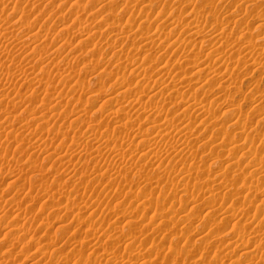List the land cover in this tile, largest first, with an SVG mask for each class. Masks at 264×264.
I'll return each instance as SVG.
<instances>
[{"label": "rangeland", "instance_id": "374dc122", "mask_svg": "<svg viewBox=\"0 0 264 264\" xmlns=\"http://www.w3.org/2000/svg\"><path fill=\"white\" fill-rule=\"evenodd\" d=\"M109 1H111V3H110L111 5L113 4L112 6L109 4ZM125 1L130 2L128 4V5H131L130 8H128L129 7L128 5L127 6L125 5ZM152 1H154V4L155 3L157 4L155 7L153 6ZM152 1L147 0V2H144L143 0H136V1L135 0H131V1L130 0H100V1L99 0H96V1L95 0H0V4L4 3V5L6 6V12L3 13L4 15L2 13L0 14L1 19L5 20V21H9V22L17 21L18 23L19 22L21 23V24L19 23L21 28H19L18 31H15L13 33V35L14 36L16 35V36L14 37L12 34H9L7 37L12 35L11 36L12 39L15 38L17 40V42H19L21 40L20 41L21 45H23L22 49H19V48L15 49L14 47H11L12 45L10 47H8V45H10V44H8L9 42L4 41L3 42L4 45H6L5 44L6 42L8 45L6 47L3 45L2 49L4 51H2V49L0 50V54H1L0 55V65H2L0 68V83H2V84H0V86L3 85L4 83H6L8 80H11V82L15 83V86L12 87L10 90L11 92L9 91L10 96L9 95L7 96V100H5L6 98L1 96L2 93H0V96L2 97V98L0 97V109L2 110V108H3V110L0 112V115H1L0 119H1V121L7 119L14 124L15 123L18 124L20 122L23 123L24 121L27 120L26 122H24V123H26L25 125L31 126L33 124L32 122L35 120L38 121V119L41 116L42 117L40 118V121H42V120L44 121L47 118V120L44 121L45 122L44 124H46L47 126L49 125L50 127L48 126L47 127L48 129H47L46 125H44L45 126L44 130L47 129L45 131H47L48 134L46 132H44L42 134V132L44 130H43V128H40V127H42L43 121L42 122L38 121L37 122L38 124L36 122H34V125H32V127L34 126L33 127L34 133L38 132L39 129L43 130V131L41 130L42 132L39 130V133L34 134V137H32V136L28 137V135L27 136L25 135L27 133L21 134L22 132L20 133V131H17V133H18V135H20V134L22 136L24 135V137H26V138L31 139V137H32V138H34V140H36V138L38 137L37 139H40V141H44V142L47 138L46 141L48 142V144L51 143L49 145H51V147H53L52 148L53 150L50 147L51 151L48 152L47 155H45V153H43V152L37 153L35 151V148L33 147L35 145L32 143L26 144V142L23 141L24 137H22L20 135V138L18 140V135H16L17 136V139H16V136L13 135L12 133H10L8 130H7L8 131L7 132V131H5L6 129L2 130L3 127L0 128V132L2 135L4 134V131L7 132L4 134V136H2L0 134V136H1L0 137V201H1L0 202V264H40V263H42V264H56L55 261H57V264H74V263L75 264H105V263L106 264H120V262H118L117 260H116V262L113 261V259H115L117 257H119V258L121 257L120 259L125 258L126 260L129 257V258H132V260L134 259L133 261H137L138 264H147L149 262V260L150 261L152 260V261L149 262L148 264H152V263L153 264H166V263L167 264H224V263L225 264H235V261H236V264H238V262H239V264H243V263L244 264H246V263L251 264V262H252V264H259L261 261H262L261 263L263 264L264 255L262 256V258L257 257L258 259L257 258L254 259L255 258L254 257V258H252V260L248 259L249 260L248 261L247 258L244 256L243 251L238 249L237 244L242 243L245 245L246 242H244V241H247L250 243H252V242L256 243L257 239L256 240L251 239V237L254 236V232L256 230V229L255 230H253V229L259 227L261 224H264V222H262V221H264V215L259 216L256 220H253L254 214H255V212H254L255 203L259 202L264 197V191H263L264 188H262V187H264V174L261 172L258 174L257 169L255 168L256 165H254V164L257 161V155H255L253 157L254 154L248 153L251 150L255 151V148H256V150H259L262 152V154H260V156H264V150H263L264 149L263 148L264 147V138H262V137H264V135H263L264 134V121H263L264 120V100L261 99L264 97V59L260 60V58L264 56V49H263L264 48L263 47L264 46V39H261L264 37V0H247L246 5H245V6H247V7H245L246 11H244L245 8L243 6H241V4L239 5L237 3V1L240 2L242 0H237V1L236 0H212V1L209 0L210 4L207 1V3L209 4L207 6L208 8L205 6V4H203V5L200 4V2H202L201 0H192V1L188 0L189 2L187 0H181V1L178 0V2H174V1H171V3L168 2L169 4L167 2L165 3V0H160L158 2H157V0H152ZM99 2H101V3H99ZM137 2H140V3H137ZM102 3H104V4H102ZM175 3H177L178 6ZM185 3H188V4L185 5ZM207 3H206V5H207ZM136 4H138V6ZM148 4H150V5H148ZM158 4H160V5H158ZM179 4H181V5L179 6ZM189 4H190L191 9L188 8ZM247 4H249V5H247ZM106 5H110L111 7L109 8V6H106ZM191 5H193V6H191ZM212 5L214 8L212 7ZM92 6H93V8H92ZM94 7L96 9H94ZM174 7H176V8H174ZM186 7H187L188 11L187 10L183 11L186 9ZM192 7H194V8L196 7V9H194ZM202 7H204V8H202ZM252 7H253V9H251ZM111 8L113 9L114 12L112 11ZM92 9L97 13V16ZM110 9H111V11H110ZM165 9H167V10H165ZM176 9H178V10H176ZM193 9L195 10V12L199 10L200 13H202V14L198 13L199 15H197V12L195 14ZM201 9H203V11H201ZM214 9H215V11H214ZM97 10H99V11H97ZM211 10H213V11H211ZM90 11L93 12V14L90 13ZM163 11H165V12L163 13ZM242 11H243V13H242ZM210 12H211V14H210ZM80 13H82V14L80 15ZM161 13H162V15H160ZM168 13L170 16L168 15ZM171 13H172V15H171ZM184 13L187 15V17H186V15H184ZM189 13L197 16L196 17L197 19L196 18H194V19L203 22L202 24L206 29L204 28L205 30L202 33L195 34V33L189 31V29L191 30V26L187 25L190 22V19L188 17ZM191 14H189V15H191ZM92 15H95L96 18ZM177 15H179L178 16L179 18L176 17ZM200 15H202V16H201V18L198 19V17H200ZM219 15H221L223 18L218 17ZM227 15H228L229 19H227L228 18ZM242 15L245 17H243ZM254 15L256 16L255 18L253 17ZM8 16H10V17L12 16L13 18L12 17L10 18ZM230 16H231V18H230ZM7 17L9 18V20L7 19ZM166 17L168 19H165ZM212 17L214 20L212 19ZM62 18H66V20L62 19ZM67 18L69 21L67 20ZM86 18H87V20H86ZM174 18H176L177 20L178 19L181 20V23L179 20L177 21V23L179 22L177 24L178 26L176 25V22H175L176 20H174ZM185 18H188V19H185ZM204 18H206V20H203ZM18 19H19V21H18ZM79 19L81 21H79ZM126 19L127 20L129 19L130 21L129 20L127 21ZM158 19H159V21H158ZM172 19L174 20V23L172 22L173 21ZM221 19H223V20H221ZM230 19L233 23H231ZM232 19L235 20V23H234V20H232ZM218 20H221V21L219 22ZM227 20L230 21L229 25L227 24L228 23ZM240 20L241 21L244 20L243 25L246 24L245 27L247 29V32H246V29H243V31H242L241 25H240ZM125 21L130 23V26H132V27H134V25H136L135 28L130 27L129 24ZM154 21H156V22H154ZM161 21L162 22L166 21V22L162 24ZM169 21H171V22H169ZM222 21H223V23H222ZM63 22H64V24H63ZM78 22H80L84 28H82L81 24H79ZM114 22L115 23L117 22L116 23L117 25ZM131 22L135 23V24L132 25ZM137 22H138V24H137ZM212 22H213V24H212ZM67 23H69V24H67ZM76 23H78V24H76ZM112 23H114V25ZM121 23H122V25H121ZM166 23H168V24L165 25ZM218 23H220V24H218ZM74 24H76L78 26H76ZM148 24H150V25H148ZM161 24L163 26H167V27H165V29H164ZM259 24H262L263 26L262 25L260 26ZM36 25H37V27H36ZM66 25H67V27H65ZM118 25H120V26L118 27ZM145 25H147V26H145ZM221 25L223 28L224 27L225 28L224 29L221 28ZM74 26H75V30H74ZM123 26H124V30L120 31V29H118V28L122 29ZM128 26L130 27V29H128L129 28ZM171 26H173L172 27L173 30H172ZM136 27H138V29ZM155 27H157V28L153 29ZM158 27L160 30L158 29ZM187 27H190V28L188 29ZM257 27H260V28H257ZM24 28H26V29L28 28L27 31H23L22 29H24ZM76 28L78 29V31L80 33L77 31ZM116 28H117V30H116ZM125 28H127V29H125ZM131 28H132L133 33L131 32ZM239 28L241 30H238ZM251 28H253L254 30H251ZM151 29H153V30H151ZM221 29H223V30H221ZM61 30H62V32H61ZM67 30L71 31V33L70 32L68 33ZM92 30H93V32H92ZM99 30H100V32H99ZM155 30H157V32ZM216 30H218V31H216ZM146 31L149 35L146 33ZM219 31H222V32H219ZM82 32H84V33H82ZM174 32H175V35H174ZM244 32H246V33H244ZM26 33H30V34L28 35ZM65 33L67 35H70V36L67 37V35ZM135 33L137 34V39L135 37L136 36ZM143 33L145 34V36ZM150 33H152V34H150ZM162 33H163V35H161ZM217 33H219V35ZM228 33L230 34V36ZM88 34H92V35L88 36ZM121 34H122V37H121ZM166 34L171 35V36H168L169 38H171L172 36L175 38V39H173V38L171 39V40H173L172 42L177 41L175 43L176 45L173 46L172 48H170L171 51H169L170 49L168 48L170 42L165 43V40H164ZM213 34H216L219 37L221 36L220 40L218 39V36H216V35L214 36ZM233 34L237 35V37H235V35H233ZM245 34L246 35L250 34V35H247L248 36L247 37V36H245ZM23 35L25 37H23ZM124 35L129 37V38H127V37L125 38ZM132 35L135 38V40H134V38L132 39ZM150 35H151V38L149 37ZM239 35H241V36H239ZM123 36L126 39V41L124 40ZM238 36L240 37V39ZM19 37H22V38H19ZM40 37H42V38L40 39ZM65 37L67 38V41H66ZM86 37H88L87 39L89 41H90L89 38H91L92 39L91 42H93V44L91 42H89L87 39H85ZM153 37H155V38L153 39ZM214 37H217V41L219 40L218 42L219 43L221 42V43L219 44L218 42H215L216 39H214ZM244 37H247V38L245 39ZM62 38H65V39H62ZM70 38H71V40H70ZM147 38L151 39L148 41L152 42V40H153V43L157 44L159 42L157 45L155 44L156 46L154 45V47H153L154 51L152 50L151 52H147L145 45H144L145 44L144 41ZM156 38H157V42H155ZM169 38H168V40H169ZM224 38H226V40ZM250 38H251V40H250ZM80 39H82L83 41H86V40L87 41H86V43L84 42V44H82L81 43L82 40L80 41ZM120 39H121V41H120ZM130 39H132V40H130ZM178 39H180L181 41L180 40L178 41ZM186 39H187V41L189 39H191V40H189L190 42L189 41L187 42ZM211 39H213V40H211ZM230 39H232L233 41H231ZM68 40H70L71 43ZM142 40H144V41H142ZM194 40L196 41L197 44L192 42ZM228 40L231 43L233 42V46L231 44L228 45ZM248 40H249V42L250 41L251 42L248 43ZM9 41H11V40H9ZM27 41H28V43H27ZM43 41H44V44H43ZM132 41L134 43L130 44V42H132ZM183 41H186V42H183ZM212 41H214L213 44H212ZM253 41H254L255 45L252 44ZM66 42H67L68 46L65 45ZM200 42H201V44H200ZM60 43L61 44L63 43V44L60 45ZM141 43H143V44H141ZM161 43H163V44H161ZM186 43H188V44L191 43L192 46H191V44L188 45ZM208 43H209V45L210 44L211 45L210 46L207 45ZM246 43H248V46ZM134 44L137 47H135ZM160 44L164 47L162 48V46ZM28 45L30 46L31 49L29 48ZM84 45H85V47H84ZM95 45H98V47H100V48L96 49ZM107 45H109V46H107ZM197 45H198V47H197ZM212 45L216 46V48H218V49H221L220 50L221 52L219 51V52L214 53L211 50V49H215L212 47ZM223 45H224V47H223ZM225 45H227L228 47H225ZM241 45H243L245 47H243ZM50 46L54 48V49L52 48V50L56 51L55 53H54V51L51 50ZM229 46L231 47V49L233 48L232 49L233 52H232V50L230 51L231 53L228 52V50H230ZM240 46H241V48H240ZM41 47H44V49H41ZM46 47L51 50V51H49V53L53 52L52 54H55V56H58V57H53L54 55H51V56L46 55V57L43 56V59L40 61L39 64H37L38 66L33 65L34 62L32 60H30L31 56L29 55L30 54L29 52L31 51V53L34 55H39V54L43 53V51H44V53H46V50H45V49H47ZM66 47H68L69 49ZM219 47H221V48H219ZM248 47H252V48L246 49ZM259 47H263V48L260 50ZM10 48H11V50H10ZM12 48L15 50H13ZM38 48L40 51H38ZM138 48L139 49L142 48V49L139 50ZM164 48H165V51L163 53L162 51ZM193 48H194V50H193ZM222 48H223V50H222ZM224 48H225L224 53H226L225 55L223 54ZM239 48H240V50H239ZM33 49H36V50H33ZM48 49H47V51H48ZM143 49H145L146 52ZM251 49H252V51H251ZM26 50L28 53L26 52ZM58 50L60 52H57ZM132 50H134L135 53ZM253 50L257 51L258 53L253 52ZM82 51H84V52H82ZM119 51H121V52H119ZM197 51H199V53ZM209 51H210V53H209ZM235 51L240 53V54L242 53L243 56H242V54L240 55L237 53V55H236L237 57H235L233 54V53L236 54ZM243 51L245 54L243 53ZM261 51H263V52H261ZM11 52L14 53V55ZM37 52H39V54ZM98 52H100V53H98ZM138 52H139V54H138ZM57 53H61L60 56ZM62 53L64 54V56H62ZM118 53H119V55H118ZM130 53H131V55H130ZM140 53L142 54L141 55L142 58H145V56H147V53H149L148 59L150 58L152 60V63L150 62V63L146 64V71H147V74H150V76H149L150 80H148L147 77H145V80H144V77H143V79L141 77L142 80H139L140 70H137L138 71L137 74L139 73L138 75L135 72L136 76H138L139 78L134 76V74L132 73V69L134 68V63L132 61L133 60L137 61V58L141 57V56L139 57ZM249 53H250L251 57L249 56ZM260 53H261V55H260ZM116 54H117V56H116ZM204 54H206V55H204ZM211 54H213V55L211 56ZM123 55H124V57H122ZM216 55L218 57H216ZM258 55H259V58H257ZM20 56H21V58H20ZM23 56H26V57L23 58ZM134 56H136V58L133 59L132 57H134ZM253 56H255V58H252ZM48 57L50 60L48 59ZM66 57H67V59H66ZM118 57H120L122 60H120ZM238 57L241 58L242 60L239 59ZM242 57H244V58H242ZM53 58H55V59L58 58L57 60L61 61L62 65L58 67L57 64L59 63V61H57ZM60 58H62V60H60ZM184 58H185V60H184ZM186 58H188V59H186ZM245 58H247L248 60L249 59L251 60V58H252V60L248 61L246 59V61H245V60H243ZM27 59H29V60H27ZM96 59H98V61ZM146 59H147V57H146ZM150 59L147 61H150ZM220 59H222V61ZM19 60H21V61H19ZM37 60H40L39 57L37 58ZM63 60H65V61H63ZM130 60L133 64L130 62ZM258 60L261 62L260 63L258 62L259 66H257V65L255 66V64H258V63H255V61L257 62ZM55 61L57 64L55 63ZM99 61H100V63H99ZM123 61H125V62H123ZM173 61H175V62H173ZM189 61H192V63L194 62L196 67L193 66L194 64L191 65L189 63ZM13 62H14V64H13ZM29 62L30 63L32 62L31 64L35 67H38V69H36L34 67L36 70L34 68H32V74H31V71H30L31 69H30L29 70L30 75L25 74L26 75L25 76L23 74L22 77L19 78L20 77L19 71L22 72L23 69L28 68L29 66L27 63H29ZM68 62H69V64H67ZM30 63H29V65H31ZM130 63L132 64V66ZM145 63L146 62L144 61V66H145ZM223 63L225 64V66H222ZM252 64H254V65H252ZM5 65H6V67H5ZM148 65H150V67ZM40 66H42V67L39 68ZM87 66H89V67L87 68ZM91 66L92 67L95 66V67H93L95 69H93ZM163 66H165L164 67L165 72H164V69H162ZM23 67H25V68H23ZM96 67L99 70L96 69ZM154 67H156V68L153 71ZM192 67H194V68L192 69ZM201 67H202V69H201ZM70 68H73V69H70ZM147 68H148V70H147ZM166 68H167V70H166ZM183 68H185V69H183ZM18 69H20V70H18ZM113 70L115 72H117V71L121 72L122 71L125 74L124 77L125 76H126L125 78L128 77L127 79H125L123 77V79H125L124 84L127 87L125 86L122 90L116 88V86H118V85L121 86L119 84V82L122 80L120 79V81L118 82V80L115 78L111 79V75L113 74L112 72H114ZM179 70L180 71L185 70L184 71L185 73L188 70L193 71V72L198 70L199 76L196 75V76H193L190 78L189 77L190 75L186 76V74H184L186 76L185 78L189 77V78H187V81H190L192 79V81L190 82V85L189 84L186 85L187 82L180 84L179 81L175 82V80L173 82L171 80L172 84L170 83V80H168L166 84L164 83L165 80L163 82L161 80L159 81L158 77L161 75V73H162L161 71H163L162 74L167 73V74L172 76V74L176 73ZM14 72L17 73L18 75L12 74ZM65 72H67V73H65ZM169 72H171L172 74ZM158 73L160 74L159 76H158ZM209 73H211V74H209ZM213 74H215V77ZM9 75L11 76L12 79L10 78ZM155 76H156V79H155ZM151 77H153V78H151ZM23 78H24V80H23ZM5 79L6 80L8 79V80L6 81ZM18 79H19V81H18ZM21 79H22V81H21ZM32 79H33V81H32ZM136 79L139 80L140 82H142L141 86L144 84L143 86H145V87L142 86L143 87L142 88L140 85H139L140 87L139 86L137 87L136 83H134V82H136ZM193 79H195V80L198 79V80L193 81ZM13 80H15V81H13ZM125 81H127V82H125ZM197 81H198V84L196 87ZM199 81H200V83H199ZM38 82L40 84H38ZM81 82H83V83H81ZM35 83H37V84H35ZM79 84H80L81 88H80ZM55 85L57 87V90H56L57 92L52 91V88H53L52 86L55 87ZM204 86L206 88H204ZM17 87H19L20 89L19 88L17 89ZM168 87L169 88L172 87V88L169 89ZM191 87H193L192 91L190 89ZM198 87H200V88L198 89ZM221 87H222V89H221ZM77 88L78 89L80 88V89L78 90ZM195 88H197V89H195ZM201 88H203L204 91ZM139 89L143 92H141ZM0 90H1V88H0ZM123 90L126 91V93L125 94H121V93L119 94V91L123 92ZM138 90H139V93H138ZM193 90H194V93H193ZM98 91L100 92L99 94H98ZM61 93L64 94V96ZM17 94H20L19 100L15 99L18 96ZM28 94H30V95H28ZM54 94H55V96H54ZM58 94H59V96H57ZM158 94H159V96H158ZM60 95H62L63 97ZM98 95L99 96L102 95V96L99 97L98 99H96L98 97ZM122 95H123V97H122ZM13 96H14V98H13ZM32 96H33V99H32ZM56 96H57V98H54ZM119 96H120V98H119ZM11 97H12V100L14 99V102H11L12 101ZM28 97L32 100L27 101V102L21 101V100H25ZM117 97H118V99L116 100L115 98H117ZM128 97H130V98H128ZM154 97L155 98L157 97V98L155 99ZM177 97H178V99H177ZM181 97H182V99H181ZM183 97H185V99ZM213 98H215V99H213ZM191 99H193V100H191ZM36 100H37V102H36ZM47 100H48V102H47ZM62 100H65V101H62ZM79 100H81V101H79ZM94 100H96V102H94ZM131 100H132V102H129ZM119 101L122 102V104L125 102L126 103H125V105H122V104H120ZM134 101H136L137 103L138 102L140 103V104L138 103L139 104L138 107H137L138 104H135L136 102H134ZM147 101H148V103H147ZM171 101H172V104H171ZM173 101L175 104H173ZM214 101L217 103H215ZM108 102H109V104H108ZM200 102H201V104H200ZM6 103H8V104H6ZM13 103H15L16 105L19 104L17 107V108L20 107L19 110H17V108L14 110H10V108H9V110H7L9 107V104L12 105ZM21 103H23L24 105ZM25 103L27 104V107H26ZM81 103H84L83 106L81 105ZM110 103H112V104H110ZM128 103H132V105L136 106V109L140 110L139 112L134 111L136 116H135L134 112L131 111L132 112L131 113L129 111L130 109L126 106V105H128ZM202 103H204V104H202ZM208 103H210V104H208ZM46 104H48V105H46ZM164 104H165V106H164ZM166 104H168V106ZM4 105L6 106L5 108H4ZM55 105H56V107H55ZM129 105H131V104H129ZM147 105H148V107H147ZM154 105L156 106V108ZM191 105L193 106V108ZM203 105H205V106H203ZM207 105H209V106H207ZM47 106L48 107L50 106L49 107L50 109ZM152 106L155 109H157V107H159V108L163 107V108H160L161 109L160 111H161V114L163 113L162 115H164V116L161 115L162 120L158 121L159 123H162L164 121L163 118H165V119L167 118L168 121L170 120L169 121L170 123L174 119L171 124L175 123V125L181 126V124H184L183 121L188 120L189 118H191L193 116L192 120H193V118H195V120L193 121L192 126L190 125L189 127H192L190 130L195 128V129H193L194 131L193 130L191 131V133L196 134V135H193V136H196V138H195L196 140H193V141H190L189 139L185 140L186 138H183L184 139L183 140L181 137L179 139L178 136H175V132L174 133L171 132L172 133L171 136H169L170 134H168V131H162L161 132L162 135H161V133L159 134L158 130L156 131L153 129L152 121H154L156 119V115L154 114L155 115L154 116L152 114V113H154V112H152L153 111ZM190 106L192 109L190 108ZM199 106H201V108L203 107V109L206 108L204 110L207 113L203 112V114L200 115V113H199L200 111L198 110ZM30 107H33V108H30ZM115 107H117V108H115ZM186 107L188 108L189 111L187 110ZM151 108H152V111H151ZM28 109H31V112L28 111ZM33 109H35V110H33ZM93 109H94V111H93ZM4 110H7V111H4ZM32 110L34 111V113ZM86 110H87V112H86ZM170 110H171V112H170ZM185 110H186V112H185ZM196 110H197V112L199 111L198 114H197ZM11 111H12V113H11ZM27 111L29 114L26 113ZM47 111L49 112V114ZM141 111L143 113L145 111V113L142 114ZM6 112H8L10 114H7ZM53 112L57 113V115H59V117L53 122L52 121L48 122V119H49L48 115L51 116ZM64 112H66V114ZM124 112H128V114H127L128 116ZM165 112H166V114H165ZM167 112H168V114H167ZM181 112H183L184 114ZM130 113H131V115H130ZM180 113L182 116L185 115V113H186V115L188 114L187 116L189 118H187L186 115H185L186 117L183 116L184 118L181 117ZM6 114L8 115V117L11 114L13 116L11 115V117H9V119H8ZM202 115H205V116H202ZM125 116H127V118ZM152 116H153V118H152ZM176 116H178V117H176ZM199 116L200 117L202 116V117L200 118ZM1 117L2 118L5 117V119L4 118L2 119ZM37 117H38V119H37ZM69 117L72 119H70ZM82 117L85 119L87 118V119L84 120ZM122 117H124V118H122ZM210 117H211V119H210ZM60 118L63 119L62 123H61L62 119H60ZM79 118H80V120H79ZM145 118H147V119H145ZM208 118L211 121L218 119V120H216L217 126H215V128L210 127L208 123H206V125L198 127V124H200L204 119H205L204 121H208ZM106 119H107V121H106ZM148 119H149V121H148ZM58 120H60V121H58ZM73 120L74 121L76 120V121L73 122V124H72ZM157 120H158V118H157ZM189 120H191V119H189ZM29 121H31L32 124L31 123L29 124ZM70 121H71L72 125L70 124ZM77 121H81V122H78L79 124H77ZM83 121H85V122H83ZM54 122L55 123L58 122L59 125L58 124L53 125V124H55ZM179 122L181 124H179ZM39 123H41V124H39ZM51 125H53V126H51ZM104 125L108 128H106ZM35 126H38V127L35 128ZM88 126H89V128H88ZM121 126H123V127H121ZM124 126L127 130L124 128ZM222 126L224 127V129H222L223 128ZM240 126H241V128H240ZM225 128H226V133L228 132L226 135L224 132ZM29 129L33 130V129H31V127ZM103 129H105V131L107 129L109 132L112 130L113 132L111 131L110 134H112L113 136L111 137L110 134H108V136H110L109 137L110 139H108L109 141L107 140V137L104 136V138L106 140H104V138H103V140L108 142V143L101 140L104 145L101 143L102 146L99 150V148L97 147V145L94 142L93 143L95 145L92 143V141L91 142L88 141V138L90 137V138H99L100 139L102 137V135L105 133V131ZM152 129H153V131H152ZM146 130H147V133L145 134ZM148 130H150V131H148ZM241 130L244 131V134H243V131H241ZM48 131L49 132L51 131L52 135ZM59 131L61 134L58 133ZM67 131H69L70 133ZM74 131H76V132H74ZM93 131H94V133H93ZM102 131H104V133ZM40 132L42 135L40 134ZM63 132H64V134H63ZM122 132H124V133H122ZM128 132L132 136L131 135L126 136V134H128ZM137 132L141 136H144V140L148 139V141H149L150 139H152L154 141L156 138V141L158 140L157 142L162 147L158 148V146H159L158 145L157 146L158 150H156V152L154 151V154H152L153 152H151L149 154V152L146 151L147 146L144 144H140V140H141L140 137L141 136L138 134V136H140V137H138ZM82 133L83 134L87 133V134L86 135L84 134L85 135L84 136ZM90 133H91V135H90ZM6 134H8V136ZM11 134H12V137H11ZM154 134L157 136H160V137H154L155 136ZM166 134H168V135L166 136ZM173 134L176 137V140H175V137L173 136ZM48 135H50V137ZM61 135H64V136H61ZM250 135L252 137L256 136L254 138L255 144L248 145V143L246 142L247 137H249ZM261 135H263V136H261ZM56 136H57V138L60 137L59 138L60 140L58 139L59 143L56 140L57 138H54ZM70 136L71 137L73 136V137L71 138ZM76 136H78V137H76ZM83 136L85 139H87V141H85V139H84V140H82V142H81V140H79L81 143L78 142V139H81ZM114 136H116V137H114ZM245 136H246V138H245ZM3 137L4 138L7 137L6 140ZM66 137H69L68 140ZM162 137H164V140L162 139ZM230 137H234L235 140H234V138L232 139ZM76 138H77V140H76ZM165 138H167V139L165 140ZM15 139L18 140L19 142L16 141ZM20 139L22 141L21 143H20ZM237 139L240 142H238ZM34 140H32L31 142H33ZM61 140H63V141L65 140V142H62ZM231 140H233V141L230 142ZM163 141H164V143L166 142L165 144H167V142L172 141L171 142L172 146L170 147V145H171L170 143L167 144V145H169L168 147L165 146L163 144ZM185 141L187 143L188 142H191V143H189V145H187V143ZM75 142H77V143L75 144ZM118 142H119V146H118ZM233 142L234 143L236 142V143L234 144ZM60 143H62V144H60ZM175 143L178 145L180 143V145H179L180 147H178V145H176ZM230 143L233 145L241 146L238 148L240 152L237 151L238 152L237 155L238 156L244 155V158L241 160L240 163H237V164L232 165V166L228 165V164L231 162V158L234 157L236 150L229 153L230 150H228L227 148H228V146L231 147V145H228ZM245 143L247 144V146ZM28 144H30V145H28ZM52 145H54V146H52ZM89 145H91V146H89ZM173 145H174V148H172ZM253 145H254V147L251 148ZM31 146L33 148H31ZM76 146H77V148H76ZM112 146H114V147H112ZM128 146L131 148V150H130V148L128 149L129 151L127 150ZM244 146L247 148L245 149ZM95 147L98 148V151H96ZM117 147H118V149H117ZM163 147L165 148V151L167 153L169 151L168 154L166 152H162V151H164ZM186 147H188V148H186ZM29 148H30V151H29ZM87 148H89V149H87ZM114 148L116 150H114ZM161 148H163V149H161ZM31 149H32V152H31ZM54 149H57V150L54 151ZM119 149L122 150L123 152L127 151L124 157H123V155L125 152L124 153H122V151L119 152ZM181 149L185 152L181 151ZM76 150H78L79 152ZM101 150H102V153H101ZM173 150H174V152H173ZM191 150H192V152H191ZM59 151H60V154H59ZM61 151H62V155H61ZM112 151H115V152L112 153ZM157 151H158V153L161 152L160 155L157 153ZM187 151H190V153L188 152V154H187ZM56 152H58V153H56ZM64 152H65V154H64ZM110 152H111V154H110ZM233 152H235V153H233ZM35 153H37V154H35ZM52 153H53V155H52ZM119 153H122V154H120V156H119ZM192 153H193V156H191ZM33 154H35V155H33ZM75 154H76V156H75ZM87 154H89V155H87ZM162 154H164V155H162ZM185 154H187L186 155L187 157H191V159L187 158L185 156ZM189 154H191V155H189ZM157 155H159V156H157ZM178 155H182L183 157L178 156ZM237 155L235 154V156L237 158H239L240 156L238 157ZM35 156H37L36 159H35ZM49 156L53 157L55 160L53 158L50 159ZM69 156H71V157H69ZM31 157H33V158H31ZM56 157H58V158H56ZM60 157H61V160H60ZM158 157H160L162 159H160ZM259 157H258V160H259ZM47 158H49V159H47ZM37 159L39 161H37ZM43 159H44V161H43ZM56 159L60 163L59 162L56 163ZM66 159H69L70 162H69V160H66ZM40 160H41V162L42 161L43 162L41 163ZM51 160H54V161L51 162ZM72 161H73V163H71ZM32 162H35V165H33ZM15 163L19 166V168L21 167L24 170L27 169L28 167L29 168L25 171L20 172L19 168L15 167V166H17V165H15ZM36 163H38L39 165L42 164V166H44V167L39 166ZM22 164L24 165L25 168L23 166H21ZM59 164L63 167H61ZM172 164H173V166H172ZM174 164H175V166H174ZM240 164L242 165V167L238 168V165H240ZM197 165H199V167L203 165L202 166L203 169L201 167H200L201 168L200 169ZM31 166H32V168H34V170H32ZM33 166H35V167H33ZM141 166H142V169H140ZM168 166L170 168H168ZM196 166H197V169H196ZM228 166H230V168ZM39 167H41L40 168L41 170L39 169ZM15 169H16V171H15ZM235 169H236V171L233 172V170H235ZM240 169L243 172H245L244 174L247 175V173H249L248 175H250L251 177H253V175H254V178L255 179L257 178L256 181L253 180V182L257 183L256 185H258L260 187V191H258V192H261L260 195L253 197V200H254L253 205L250 206L249 205L250 202L246 201L247 208H246V206L243 208V206L239 202L240 200H237V197L235 195L236 193H238L237 195H240V196L242 194L245 195V193H246V187L245 186H247L246 184H248V182H245L246 184L243 183L244 177H242L241 174L238 173V171ZM37 170H39V172H37ZM79 170L80 171L83 170V173H82V171L80 172ZM203 170H205V171H203ZM140 171H142V172H140ZM199 171H200V173H199ZM29 172H31V173H29ZM40 172L41 173L44 172V173L41 174ZM236 173H238V174H236ZM74 174H75V177H74ZM126 175H127V177H126ZM203 175H204V177H202ZM205 175L208 177H205ZM225 175H227L228 178L232 177L231 181H232V184H234L236 182V184H234L235 186H232L231 181H229V182L227 181V184H226V182L225 183L223 182L225 179L228 180V178ZM222 176H223V178H222ZM152 177H153V179H152ZM199 177L202 179V180L201 179L200 180L203 182V184H202V182L201 183L198 182ZM209 177H212V178L209 179ZM233 177H234V179H233ZM196 178H198V179H196ZM204 178H205V180L203 181ZM211 179H213V180H211ZM220 179H223V180H220ZM12 180H14V181H12ZM169 180L170 181L172 180L171 181L172 184ZM242 180H243V182H242ZM167 181L170 183L168 184ZM209 181L211 183V186H210V183L208 184ZM212 181H213V183H212ZM240 182H242V183H240ZM237 184H239V185H237ZM188 185H190V186H188ZM194 185H196V186H194ZM204 185H206V186H204ZM227 185H228V187H226ZM240 185H242V186H240ZM25 186H27V187H25ZM168 186L169 187L171 186L172 188L170 187L168 189L167 188ZM201 187L204 189H201ZM109 188L111 191H109ZM233 189H234V191H233ZM235 189H236V191H235ZM261 189H262V191H261ZM148 190H149V192H148ZM163 190L164 191L166 190V192H164ZM41 191H42V193H41ZM72 191L73 192L76 191V192L73 193ZM154 191H156V192H154ZM37 193L38 194L41 193L42 196L38 195ZM233 193H235V194H233ZM61 194H62V196H61ZM35 195H36L37 199L35 198ZM232 195H234L235 197L234 196L232 197ZM15 196H16V198H15L16 200H14V198H13ZM69 198H70V200H68ZM72 198H73V200H72ZM70 201L71 202L73 201V202L71 203ZM237 201L240 203V206L237 203ZM82 203H84L83 204L84 206L87 205L88 207L87 206L84 207L82 205ZM54 204L55 205L57 204V205L55 206ZM147 204H149L150 206ZM151 204H153V205H151ZM144 206H145V208H144ZM148 207H150L151 209L153 208V209L150 212L146 213L145 210L148 209ZM230 207H232V209ZM150 208H149V210H150ZM85 209H87V210H85ZM236 209H237V211H235ZM72 210H73V212H72ZM149 210H147V211H149ZM232 210H234V211H232ZM232 212L235 213L234 214L235 218H234V215H232L233 214ZM248 212L251 215L245 216V217H247V218H245L244 215H248L249 214ZM74 213H75V215H74ZM239 214H242V215H239ZM25 219H26V221H25ZM91 221L93 222V224ZM239 222H241V223H239ZM253 223L255 224L254 227H253ZM15 224H16V226H15ZM251 224H252V226H251ZM248 225H249V227H248ZM100 226H101V230H100ZM91 228H93L92 231H90ZM7 231H8V234H7ZM83 231H85V232H83ZM96 231H97V233H96ZM89 232H91V233H89ZM16 234H17V236H16ZM48 236H49V238H48ZM88 236L91 238H89ZM236 236H238V239ZM94 237H95V239H94ZM116 238L117 239L119 238V239L117 240ZM112 239L115 241H112ZM116 240H117V242H116ZM234 240H236V241H234ZM231 241L233 243L235 242V246H234V244L231 243ZM237 241H239L240 243ZM18 243H19V246H16V245H18ZM104 243H105V245H104ZM115 243H116V245H115ZM117 243H119V245ZM52 244H54V245H52ZM151 245L152 246L154 245V247H152ZM219 245H221V246H219ZM162 246L163 247L165 246L164 247L165 249L161 248ZM170 247H172V248H170ZM114 249H115V251H114ZM161 249H163V250H161ZM223 249L227 252L230 251V252H228V254H230L228 257L224 258L223 255H224V253H227V252H225ZM116 250H117V252H116ZM175 250H177V251L175 252ZM186 250H187V253H186ZM37 251H39L38 252L39 254L36 253ZM79 251H80V253H79ZM172 251H174V252H172ZM182 251H184V253ZM138 252H139V254H137ZM109 253H110V255H109ZM176 253L179 255H177ZM136 254H137V256H136ZM219 254H221V255H219ZM39 255H41V256H39ZM160 255H162V256H160ZM113 256H115V257H113ZM220 256H222V257H220ZM218 257H220V258H218ZM105 259H106V261H105ZM147 259H149V260H147ZM188 260H190V261H188ZM253 260L254 261L256 260V262H254ZM103 261H105V262H103ZM217 261H218V263H217ZM225 261L229 262V263H226Z\"/></svg>", "mask_w": 264, "mask_h": 264}, {"label": "bare ground", "instance_id": "6f19581e", "mask_svg": "<svg viewBox=\"0 0 264 264\" xmlns=\"http://www.w3.org/2000/svg\"><path fill=\"white\" fill-rule=\"evenodd\" d=\"M95 1H96V0H95ZM99 1H100V0H99ZM130 1H131V0H130ZM135 1H136V0H135ZM143 1H144V2H147V0H143ZM148 1H149V0H148ZM150 1H152V0H150ZM158 1H160V0H157V2H158ZM171 1L178 2V0H165V3H166V2H167V3H168V2L171 3ZM180 1H181V0H180ZM187 1H188V0H187ZM187 1H186V2H187ZM191 1H192V0H191ZM201 1H202L203 3L200 2V4H202V5L205 4L206 7L210 4V1H209V0H201ZM207 1H208L209 4L207 3ZM211 1H212V0H211ZM236 1H237V0H236ZM11 2H12V1H11ZM123 2H124V1H123ZM144 2H143V3H144ZM155 2H156V1H155ZM188 2H189V1H188ZM213 2H214V1H213ZM240 2H241V3H240ZM240 2L237 1V3H238L239 5L241 4V6H243L244 8L247 7V6H245L247 0H242V1H240ZM22 3H23V2H22ZM65 3H66V2H65ZM99 3H101V2H99ZM107 3H108V2H107ZM110 3H111V1H109V4H110ZM129 3H130L129 1H125V5H126V6H127ZM137 3H140V2H137ZM149 3H150V2H149ZM152 3H153V6H154V7L157 5L156 3L154 4V1H152ZM163 3H164V2H163ZM193 3H194V2H193ZM193 3H192V4H193ZM206 3H207V5H206ZM10 4H11V3H10ZM102 4H104V3H102ZM123 4H124V3H123ZM168 4H169V3H168ZM168 4H167V5H168ZM172 4H173V3H172ZM175 4L177 5V3H175ZM186 4H188V3H185V5H186ZM253 4H254V3H253ZM18 5H19V4H18ZM110 5H111V4H110ZM110 5H106V6H109V8H110L113 4H112L111 6H110ZM136 5L138 6V4H136ZM148 5H150V4H148ZM148 5H147V6H148ZM151 5H152V4H151ZM158 5H160V4H158ZM164 5H165V4H164ZM170 5H171V4H170ZM170 5H169V6H170ZM180 5H181V4H179V6H180ZM247 5H249V4H247ZM69 6H70V5H69ZM128 6H129L128 8L131 7V5H128ZM137 6H136V7H137ZM153 6H152V7H153ZM172 6H173V5H172ZM174 6H175V5H174ZM177 6H178V5H177ZM188 6H189V7H188ZM188 6H187V7L190 8V4H189ZM191 6H193V5H191ZM205 6H204V7H205ZM210 6H211V5H210ZM215 6H216V5H215ZM77 7H78V6H77ZM133 7H134V6H133ZM136 7H135V8H136ZM158 7H159V6H158ZM187 7H186V9L183 10V11H186V10H187ZM204 7H202V8H204ZM212 7H213V5H212ZM233 7H234V6H233ZM236 7H237V6H236ZM236 7H235V8H236ZM239 7H240V6H239ZM92 8H93V6H92ZM128 8H127V9H128ZM174 8H176V7H174ZM179 8H180V7H179ZM192 8H194V7H192ZM207 8H208V7H207ZM213 8H214V7H213ZM8 9H9V8H8ZM75 9H76V8H75ZM94 9H96V8L94 7ZM111 9H112V8H111ZM111 9H110V11H111ZM150 9H151V8H150ZM169 9H170V8H169ZM171 9H172V8H171ZM190 9H191V8H190ZM194 9H196V7H195ZM194 9H193V10H194ZM232 9H233V8H232ZM242 9H243V8H242ZM251 9H253V7H252ZM92 10H93V9H92ZM165 10H167V9H165ZM176 10H178V9H176ZM180 10H181V9H180ZM243 10H244V9H243ZM93 11H94V10H93ZM97 11H99V10H97ZM112 11H113V9H112ZM134 11H135V10H134ZM149 11H150V10H149ZM171 11H172V10H171ZM173 11H174V10H173ZM187 11H188V10H187ZM189 11H190V10H189ZM198 11H199V10H198ZM198 11H196V12H197V15L202 14V13H200V11H199V12H198ZM201 11H203V9H201ZM207 11H208V10H207ZM211 11H213V10H211ZM214 11H215V9H214ZM244 11H246V8H245ZM247 11H248V10H247ZM252 11H253V10H252ZM5 12H6V6L4 5V3H3V4L1 3V4H0V14H1V13L3 14V13H5ZM11 12H12V11H11ZM113 12H114V11H113ZM164 12H165V11H163V13H164ZM174 12H175V11H174ZM194 12H195V10H194ZM196 12H195V14H196ZM217 12H218V11H217ZM249 12H250V11H249ZM253 12H254V11H253ZM90 13L93 14V12H91V11H90ZM94 13H95L96 16H97V13H96L95 11H94ZM98 13H99V12H98ZM134 13H135V12H134ZM150 13H151V12H150ZM152 13H153V12H152ZM172 13H173V12H172ZM172 13H171V15H172ZM185 13H186V12H185ZM185 13H184V15L187 14V13H186V14H185ZM191 13H192V12H191ZM191 13H189V14H191ZM198 13H199V14H198ZM203 13H204V12H203ZM207 13H208V12H207ZM212 13H213V12H212ZM242 13H243V11H242ZM244 13H245V12H244ZM81 14H82V13H80V15H81ZM189 14H188V17H189V19H190V22H189V24H187V25L191 26V30L189 29L190 27H187V28L189 29V31H190V32H193V33H195V34H197V33H202V32L206 29V28L203 26V24H202L203 22H201V21H199V20H196V19H197V18H196V17H197L196 15H194V14L189 15ZM210 14H211V12H210ZM226 14H227V13H226ZM251 14H252V13H251ZM3 15H4V14H3ZM62 15H63V14H62ZM160 15H162V13H161ZM163 15H164V14H163ZM168 15H169V13H168ZM173 15H174V14H173ZM203 15H204V14H203ZM213 15H214V14H213ZM213 15H212V16H213ZM243 15H244V14H243ZM243 15H242V16H243ZM252 15H253V14H252ZM252 15H251V16H252ZM12 16H13V15H12ZM12 16H11V17H12ZM14 16H15V15H14ZM74 16H75V15H74ZM83 16H84V15H83ZM83 16H82V17H83ZM92 16L95 17V15H92ZM146 16H147V15H146ZM146 16H145V17H146ZM166 16H167V15H166ZM169 16H170V15H169ZM169 16H168V17H169ZM178 16H179V15H177L176 17L179 18ZM182 16H183V15H182ZM201 16H202V15H200V17H198V19L201 18ZM214 16H215V15H214ZM237 16H238V15H237ZM260 16H261V15H260ZM8 17H10V16H8ZM8 17H7V19L9 20ZM11 17H10V18H11ZM62 17H63V16H62ZM75 17H76V16H75ZM94 17H93V18H94ZM148 17H149V16H148ZM154 17H155V16H154ZM159 17H160V16H159ZM186 17H187V15H186ZM203 17H204V16H203ZM207 17H208V16H207ZM218 17H222V16L219 15ZM227 17H228V15H227ZM243 17H245V16H243ZM253 17L255 18L256 16L254 15ZM258 17H259V16H258ZM2 18H3V17H2ZM5 18H6V17H5ZM12 18H13V17H12ZM76 18H77V17H76ZM78 18H79V17H78ZM83 18H84V17H83ZM91 18H92V17H91ZM95 18H96V17H95ZM146 18H147V17H146ZM170 18H171V17H170ZM194 18H196V19H194ZM222 18H223V17H222ZM230 18H231V16H230ZM58 19H59V18H58ZM62 19H65V20H66V18H62ZM74 19H75V18H74ZM159 19H160V18H159ZM159 19H158V21H159ZM165 19H168V18L166 17ZM165 19H164V20H165ZM185 19H188V18H185ZM212 19H213V17H212ZM219 19H220V18H219ZM227 19H229V17H228ZM237 19H238V18H237ZM237 19H236V20H237ZM252 19H253V18H252ZM60 20H61V19H60ZM67 20H68V18H67ZM72 20H73V19H72ZM83 20H84V19H83ZM86 20H87V18H86ZM89 20H90V19H89ZM89 20H88V21H89ZM126 20H127V19H126ZM128 20H129V19H128ZM128 20H127V21H128ZM147 20H148V19H147ZM147 20H146V21H147ZM153 20H154V19H153ZM172 20H173V19H172ZM174 20H176L175 22H176V25H177V24L179 23V22L177 23V21H178L179 19L177 20L176 18H174ZM174 20L172 21L173 23H174ZM203 20H206V18H204ZM213 20H214V19H213ZM221 20H223V19H221ZM221 20H218V21L220 22ZM232 20H234V19H232ZM244 20H245V19H244ZM244 20H242V21L240 20V25H241V29H242V31H243V29H246V27H245L246 24L243 25V21H244ZM10 21H11V20H10ZM12 21H13V20H12ZM18 21H19V19H18ZM22 21H23V20H22ZM61 21H62V20H61ZM68 21H69V20H68ZM68 21H67V22H68ZM79 21H81V20L79 19ZM94 21H95V20H94ZM123 21H124V20H123ZM127 21H125V22H127ZM129 21H130V20H129ZM138 21H139V20H138ZM146 21H145V22H146ZM156 21H157V20H156ZM156 21H154V22H156ZM179 21H180V23H181V20H179ZM188 21H189V20H188ZM227 21H228V20H227ZM230 21H231V19H230ZM230 21H228V23H227V22H226V23L229 25ZM26 22H27V21H26ZM75 22H76V21H75ZM143 22H144V21H143ZM151 22H152V21H151ZM161 22H162V21H161ZM165 22H166V21L162 22V24L165 23ZM169 22H171V21H169ZM169 22H168V23H169ZM214 22H215V21H214ZM19 23H20V22H19ZM19 23H18L17 21H14V22L5 21V20L1 19V15H0V50L2 49V47H3V45H4V43H3L4 41L9 42L8 44H10V45H8L7 42H6V43H5L6 45H4L5 47H6L7 45H8V47H10V46L12 45L11 47H14L15 49H18V48H19V49H22L23 45H21V42H20L21 40H20L19 42H17V40H16L15 38L12 39V37H11L15 31H18V29L21 28V27H20V24H21V23H20V24H19ZM65 23H66V22H65ZM78 23L81 24L80 22H78ZM78 23H76V24H78ZM114 23H115V22H114ZM114 23H112V24L114 25ZM116 23H117V22H116ZM116 23H115V24H116ZM127 23H128V22H127ZM131 23H132V22H131ZM168 23H166L165 25H167ZM173 23H172V24H173ZM222 23H223V21H222ZM231 23H233V22L231 21ZM234 23H235V20H234ZM245 23H246V22H245ZM28 24H29V23H28ZM63 24H64V22H63ZM67 24H69V23H67ZM76 24H74V25H76ZM88 24H89V23H88ZM90 24H91V23H90ZM124 24H125V23H124ZM128 24H129V26H130V23H128ZM128 24H127V25H128ZM133 24H135V23H132V25H133ZM137 24H138V22H137ZM139 24H140V23H139ZM162 24H161V25H162ZM207 24H208V23H207ZM212 24H213V22H212ZM218 24H220V23H218ZM24 25H25V24H24ZM70 25H71V24H70ZM86 25H87V24H86ZM116 25H117V24H116ZM121 25H122V23H121ZM125 25H126V24H125ZM148 25H150V24H148ZM158 25H159V24H158ZM234 25H235V24H234ZM259 25L261 26L262 24H259ZM21 26H22V25H21ZM40 26H41V25H40ZM76 26H78V25H76ZM79 26H80V25H79ZM81 26H82V24H81ZM87 26H88V25H87ZM119 26H120V25H118V27H119ZM129 26H128V27H129ZM135 26H136V25H134V27H132V26H130V27L135 28ZM137 26H138V25H137ZM142 26H143V25H142ZM145 26H147V25H145ZM162 26H163V25H162ZM177 26H178V25H177ZM230 26H231V25H230ZM262 26H263V25H262ZM36 27H37V25H36ZM65 27H67V25H66ZM130 27H129L128 29H130ZM138 27H139V26H138ZM138 27H136V28L138 29ZM165 27H167V26H163L164 29H165ZM172 27H173V26H171V28H172ZM255 27H256V26H255ZM28 28H29V27H28ZM28 28H27V29H28ZM82 28H84V27L82 26ZM82 28H81V29H82ZM132 28H131V32H132ZM140 28H141V27H140ZM156 28H157V27H155V28H153V29H156ZM204 28H205V29H204ZM221 28H223L222 25H221ZM224 28H225V27H224ZM224 28H223V29H224ZM229 28H230V27H229ZM249 28H250V27H249ZM257 28H260V27H257ZM257 28H256V29H257ZM27 29L24 28V29H22V30H23V31H27ZM39 29H40V28H39ZM72 29H73V28H72ZM76 29H77V28H76ZM118 29H120V31H121V30H124V26L122 27V29H121V28H118ZM125 29H127V28H125ZM153 29H151V30H153ZM158 29H159V27H158ZM166 29H167V28H166ZM219 29H220V28H219ZM223 29H221V30H223ZM241 29L239 28L238 30H241ZM34 30H35V29H34ZM62 30H63V29H62ZM62 30H61V32H62ZM70 30H71V29H70ZM74 30H75V26H74ZM83 30H84V29H83ZM116 30H117V28H116ZM134 30H135V29H134ZM134 30H133V31H134ZM140 30H141V29H140ZM159 30H160V29H159ZM172 30H173V28H172ZM172 30H171V31H172ZM238 30H237V31H238ZM251 30H254V29L251 28ZM71 31H72V30H71ZM71 31H68V30H67L68 33H69V32L71 33ZM77 31H78V29H77ZM77 31H76V32H77ZM118 31H119V30H118ZM125 31H126V30H125ZM147 31H148V30H147ZM147 31H146V33H147ZM155 31L157 32V30H155ZM161 31H162V30H161ZM216 31H218V30H216ZM242 31H241V32H242ZM78 32H79V31H78ZM78 32H77V33H78ZM90 32H91V31H90ZM92 32H93V30H92ZM99 32H100V30H99ZM123 32H124V31H123ZM123 32H122V33H123ZM128 32H129V31H128ZM139 32H140V31H139ZM141 32H142V31H141ZM153 32H154V31H153ZM219 32H222V31H219ZM239 32H240V31H239ZM246 32H247V29H246ZM246 32H244V33H246ZM77 33H76V34H77ZM79 33H80V32H79ZM82 33H84V32H82ZM132 33H133V32H132ZM158 33H159V32H158ZM158 33H157V34H158ZM229 33H230V32H229ZM229 33H228V34H229ZM234 33H235V32H234ZM249 33H250V32H249ZM9 34H12V35L9 36V37H7ZM26 34L29 35L30 33H26ZM44 34H45V33H44ZM65 34H66V33H65ZM123 34H124V33H123ZM135 34H136V33H135ZM140 34H141V33H140ZM143 34H144V33H143ZM147 34H148V33H147ZM150 34H152V33H150ZM188 34H189V33H188ZM217 34L219 35V33H217ZM236 34H237V33H236ZM241 34H242V33H241ZM38 35H39V34H38ZM63 35H64V34H63ZM66 35H67V34H66ZM82 35H83V34H82ZM89 35H92V34H88V36H89ZM93 35H94V34H93ZM96 35H97V34H96ZM133 35H134V34H133ZM133 35H132V39L134 38ZM148 35H149V34H148ZM159 35H160V34H159ZM161 35H163V33H162ZM174 35H175V32H174ZM198 35H199V34H198ZM198 35H197V36H198ZM211 35H212V34H211ZM213 35L215 36L216 34H213ZM218 35H216V36H218ZM220 35H221V34H220ZM233 35H235V34H233ZM243 35H244V34H243ZM247 35H250V34H247ZM247 35L245 34V36H247ZM251 35H252V34H251ZM261 35H262V34H261ZM13 36H14V35H13ZM15 36H16V35H15ZM15 36H14V37H15ZM69 36H70V35H67V37H69ZM119 36H120V35H119ZM124 36H125V35H124ZM124 36H123V38H124ZM144 36H145V34H144ZM168 36H171V35H170V34H166L164 40H165V43H166V42H170V43H169V47H168V48L170 49V48H172L173 46L176 45L175 43H176L177 41H176V42H172L173 40H171V39H172V38L175 39V38H174L173 36H172L171 38H169ZM207 36H208V35H207ZM225 36H226V35H225ZM229 36H230V34H229ZM239 36H241V35H239ZM239 36H238V37H239ZM23 37H25V36L23 35ZM57 37H58V36H57ZM74 37H75V36H74ZM74 37H73V38H74ZM97 37H98V36H97ZM112 37H113V36H112ZM121 37H122V34H121ZM126 37H127V36H125V38H126ZM135 37H136V39H137V34H136ZM140 37H141V36H140ZM147 37H148V36H147ZM149 37L151 38V35H150ZM160 37H161V36H160ZM160 37H159V38H160ZM181 37H182V36H181ZM220 37H221V36H220ZM220 37L218 36V39H219V40H220ZM223 37H224V36H223ZM235 37H237V35H235ZM247 37H248V36H247ZM247 37H244V38L246 39ZM19 38H22V37H19ZM41 38H42V37H40V39H41ZM65 38H66V37H65ZM65 38H62V39H65ZM73 38H72V39H73ZM83 38H84V37H83ZM87 38H88V37H86L85 39H87ZM125 38H124V40L126 41ZM127 38H129V37H127ZM130 38H131V37H130ZM154 38H155V37H153V39H154ZM159 38H158V39H159ZM161 38H162V37H161ZM161 38H160V39H161ZM168 38H169V40H168ZM194 38H195V37H194ZM226 38H227V37H226ZM226 38H224V39L226 40ZM260 38H261V37H260ZM68 39H69V38H68ZM89 39H90V41H89L88 39H87V40H88L89 42H91L92 39H91V38H89ZM132 39H130V40H132ZM183 39H184V38H183ZM191 39H192V38H191ZM191 39H189V40H191ZM214 39H216L215 42H218V41H219V40L217 41V37H214ZM236 39H237V38H236ZM239 39H240V37H239ZM248 39H249V38H248ZM261 39H264V37L261 38ZM9 40H11V41H9ZM38 40H39V39H38ZM70 40H71V38H70ZM70 40H68V41L70 42ZM81 40H82V39H80V41H81ZM87 40H86V41H87ZM134 40H135V38H134ZM139 40H140V39H139ZM148 40H151V39L147 38V39H145V41L142 40V41L145 42L144 45H145V48H146L147 52H151L152 50L154 51L153 47H154V45H155L156 43H153V40H152V42H151V41H148ZM179 40H180V39H178V41H179ZM189 40H188V41H189ZM209 40H210V39H209ZM211 40H213V39H211ZM230 40L233 41L232 39H230ZM250 40H251V38H250ZM39 41H40V40H39ZM62 41H63V40H62ZM66 41H67V38H66ZM80 41H79V42H80ZM86 41H83V40H82L81 43L84 44V42L86 43ZM120 41H121V39H120ZM128 41H129V40H128ZM136 41H137V40H136ZM158 41H159V40H158ZM180 41H181V40H180ZM186 41H187V39H186ZM186 41H183V42H186ZM188 41H187V42H188ZM197 41H198V40H197ZM204 41H205V40H204ZM24 42H25V41H24ZM30 42H31V41H30ZM40 42H41V41H40ZM69 42H68V43H69ZM155 42H157V38H156V41H155ZM160 42H161V41H160ZM189 42H190V41H189ZM192 42L196 43L195 40L192 41ZM229 42H230V41L228 40V45L231 44V45L233 46V42H232V43H231V42L229 43ZM236 42H237V41H236ZM246 42H247V41H246ZM250 42H251V41H250ZM250 42H249V40H248V43H250ZM22 43H23V42H22ZM27 43H28V41H27ZM35 43H36V42H35ZM70 43H71V42H70ZM87 43H88V42H87ZM91 43L93 44V42H91ZM132 43H134V42H133V41L130 42V44H132ZM137 43H138V42H137ZM137 43H136V44H137ZM158 43H159V42H158ZM158 43H157V44H158ZM198 43H199V42H198ZM213 43H214V41H212V44H213ZM218 43H219V42H218ZM220 43H221V42H220ZM220 43H219V44H220ZM234 43H235V42H234ZM248 43H246L247 46H248ZM23 44H24V43H23ZM43 44H44V41H43ZM56 44H57V43H56ZM62 44H63V43H62ZM62 44L60 43V45H62ZM141 44H143V43H141ZM141 44H140V45H141ZM157 44H156V45H157ZM161 44H163V43H161ZM161 44H160V45H161ZM167 44H168V43H167ZM186 44H188V43H186ZM190 44H191V43H190ZM190 44H188V45H190ZM196 44H197V43H196ZM196 44H195V45H196ZM200 44H201V42H200ZM252 44H254V41L252 42ZM24 45H25V44H24ZM26 45H27V44H26ZM38 45H39V44H38ZM57 45H58V44H57ZM65 45L68 46L67 42H66ZM76 45H77V44H76ZM134 45H135V44H134ZM156 45H155V46H156ZM164 45H165V44H164ZM207 45H209V43H208ZM210 45H211V44H210ZM210 45H209V46H210ZM214 45H215V44H214ZM214 45H212V47L215 48V49H211V50H212L214 53H215V52H219L221 49L216 48V46H214ZM236 45H237V44H236ZM254 45H255V44H254ZM28 46H29V45H28ZM55 46H56V45H55ZM55 46H54V47H55ZM82 46H83V45H82ZM99 46H100V45H99ZM107 46H109V45H107ZM131 46H132V45H131ZM161 46H162V45H161ZM166 46H167V45H166ZM166 46H165V47H166ZM191 46H192V44H191ZM193 46H194V45H193ZM237 46H238V45H237ZM237 46H236V47H237ZM241 46H243V45H241ZM241 46H240V48H241ZM39 47H40V46H39ZM48 47H49V46H48ZM50 47H51V46H50ZM62 47H63V46H62ZM64 47H65V46H64ZM73 47H74V46H73ZM84 47H85V45H84ZM135 47H137V46L135 45ZM143 47H144V46H143ZM163 47H164V46H162V48H163ZM197 47H198V45H197ZM206 47H207V46H206ZM221 47H222V46H221ZM221 47H219V48H221ZM223 47H224V45H223ZM225 47H228V46L225 45ZM229 47H230V46H229ZM243 47H245V46H243ZM243 47H242V48H243ZM252 47H253V46H252ZM252 47H248V48H246V49H249V48H252ZM263 47H264V46H263ZM263 47H259L260 50H261ZM26 48H27V47H26ZM29 48H30V46H29ZM46 48H47V47H46ZM52 48H53V47H51V50H52ZM56 48H57V47H56ZM66 48H68V47H66ZM95 48L98 49V48H100V47H98V45H95ZM132 48H133V47H132ZM157 48H158V47H157ZM175 48H176V47H175ZM181 48H182V47H181ZM188 48H189V47H188ZM195 48H196V47H195ZM209 48H210V47H209ZM209 48H208V49H209ZM234 48H235V47H234ZM240 48H239V50H240ZM254 48H255V47H254ZM12 49H13V48H12ZM15 49H13V50H15ZM30 49H31V48H30ZM41 49H44V47H41ZM47 49H48V48H47ZM47 49H45V50H46V53H44V51H43V53L40 52L41 54H39V52H37L39 55H34V54L31 53V51L29 52V53H30L29 55L31 56V57H30V60H32V61L34 62L33 65L38 66L37 64H39L40 61L43 59V56L46 57V55H47V56L54 55L53 57H58V56H55V54H52L53 52L49 53V51H51V50L48 49V51H47ZM53 49H54V48H53ZM64 49H65V48H64ZM68 49H69V48H68ZM96 49H95V50H96ZM138 49H139V48H138ZM138 49H137V50H138ZM140 49H142V48H140ZM140 49H139V50H140ZM166 49H167V48H166ZM227 49H228V48H227ZM227 49H226V50H227ZM232 49H233V48H232ZM232 49H231V47H230V50H228V52H230ZM237 49H238V48H237ZM257 49H258V48H257ZM263 49H264V48H263ZM10 50H11V48H10ZM33 50H36V49H33ZM55 50H56V49H55ZM76 50H77V49H76ZM78 50H79V49H78ZM111 50H112V49H111ZM143 50L145 51V49H143ZM160 50H161V49H160ZM193 50H194V48H193ZM222 50H223V48H222ZM2 51H4V50L2 49ZM28 51H29V50H28ZM38 51H40L39 48H38ZM52 51H54V50H52ZM67 51H68V50H67ZM97 51H98V50H97ZM112 51H113V50H112ZM114 51H115V50H114ZM132 51L134 52V50H132ZM135 51H136V50H135ZM164 51H165V48L163 49L162 52L164 53ZM169 51H171V49H170ZM177 51H178V50H177ZM179 51H180V50H179ZM251 51H252V49H251ZM258 51H259V50H258ZM26 52H27V50H26ZM26 52H25V53H26ZM32 52H33V51H32ZM34 52H35V51H34ZM55 52H56V51H54V53H55ZM57 52H60V51L58 50ZM82 52H84V51H82ZM119 52H121V51H119ZM136 52H137V51H136ZM139 52H140V51H139ZM139 52H138V54H139ZM145 52H146V51H145ZM197 52L199 53V51H197ZM220 52H221V51H220ZM224 52H225V48H224V51H223V54L225 55L226 53H224ZM232 52H233V50H232ZM235 52H236V51H235ZM240 52H241V51H240ZM253 52H257V51L253 50ZM259 52H260V51H259ZM261 52H263V51H261ZM7 53H8V52H7ZM11 53H12V52H11ZM27 53H28V52H27ZM48 53H49V54H48ZM98 53H100V52H98ZM134 53H135V52H134ZM203 53H204V52H203ZM205 53H206V52H205ZM209 53H210V51H209ZM211 53H212V52H211ZM230 53H231V52H230ZM237 53H238V52H236V54L233 53L235 57H237V56H236ZM243 53H244V51H243ZM257 53H258V52H257ZM12 54L14 55V53H12ZM22 54H23V53H22ZM31 54H32V55H31ZM57 54H59V56H60L61 53H57ZM81 54H82V53H81ZM120 54H121V53H120ZM148 54H149V53H147V56H145V58H142V56H141L142 54L140 53L139 57L141 56V57H140L141 59H140V58H137V61H136V60H133V61H132V62L134 63V68L132 69V73L134 74V76H136V74H137V72H138L137 70H140V76H139L140 78H139L138 76H136L137 78H139V80H142L143 77H144V80H145V77H147L148 80H150V79H149V78H150V77H149L150 74H147V71H146V64H147V63H150V62L152 63V60L149 58L150 61H147V60H149V59H148ZM151 54H152V53H151ZM165 54H166V53H165ZM175 54H176V53H175ZM219 54H220V53H219ZM238 54H240V53H238ZM241 54H242V53H241ZM241 54H240V55H241ZM244 54H245V53H244ZM251 54H252V53H251ZM0 55H1V54H0ZM3 55H4V54H3ZM68 55H69V54H68ZM68 55H67V56H68ZM79 55H80V54H79ZM94 55H95V54H94ZM118 55H119V53H118ZM125 55H126V54H125ZM130 55H131V53H130ZM134 55H135V54H134ZM144 55H145V54H144ZM156 55H157V54H156ZM163 55H164V54H163ZM204 55H206V54H204ZM212 55H213V54H211V56H212ZM227 55H228V54H227ZM227 55H226V56H227ZM260 55H261V53H260ZM7 56H8V55H7ZM62 56H64L63 53H62ZM62 56H61V57H62ZM71 56H72V55H71ZM116 56H117V54H116ZM116 56H115V57H116ZM127 56H128V55H127ZM136 56H137V55H136ZM136 56H134V57H132V58L134 59V58H136ZM152 56H153V55H152ZM181 56H182V55H181ZM184 56H185V55H184ZM188 56H189V55H188ZM234 56H233V57H234ZM242 56H243V54H242ZM249 56H250V53H249ZM249 56H248V57H249ZM24 57H26V56H23V58H24ZM38 57H39L40 60H37ZM103 57H104V56H103ZM120 57H121V56H120ZM120 57H118V58H119L120 60H122V59H123L122 57H124V55L121 57L122 59H121ZM137 57H138V56H137ZM146 57H147V59H146ZM149 57H150V56H149ZM154 57H155V56H154ZM164 57H165V56H164ZM182 57H183V56H182ZM182 57H181V58H182ZM186 57H187V56H186ZM192 57H193V56H192ZM216 57H218V56L216 55ZM230 57H231V56H230ZM230 57H229V58H230ZM250 57H251V56H250ZM260 57H261V56H260ZM16 58H17V57H16ZM20 58H21V56H20ZM27 58H28V57H27ZM125 58H126V57H125ZM155 58H156V57H155ZM206 58H207V57H206ZM214 58H215V57H214ZM214 58H213V59H214ZM238 58H239V57H238ZM242 58H244V57H242ZM252 58H255V56H253ZM252 58H251V60H252ZM257 58H259V55H258ZM8 59H9V58H8ZM48 59H49V57H48ZM53 59H55V58H53ZM57 59H58V58H56L55 60H57ZM66 59H67V57H66ZM130 59H131V58H130ZM158 59H159V58H158ZM167 59H168V58H167ZM170 59H171V58H170ZM174 59H175V58H174ZM186 59H188V58H186ZM191 59H192V58H191ZM239 59H241V58H239ZM246 59H247V58H245V59H243V60L246 61ZM262 59H264V56L260 58V60H262ZM22 60H23V59H22ZM24 60H25V59H24ZM27 60H29V59H27ZM49 60H50V59H49ZM49 60H48V61H49ZM60 60H62V58H60ZM76 60H77V59H76ZM96 60L98 61V59H96ZM104 60H105V59H104ZM168 60H169V59H168ZM184 60H185V58H184ZM220 60L222 61V59H220ZM220 60H219V61H220ZM241 60H242V59H241ZM247 60H248V59H247ZM249 60H250V59H249ZM249 60H248V61H249ZM251 60H250V61H251ZM7 61H8V60H7ZM19 61H21V60H19ZM46 61H47V60H46ZM53 61H54V60H53ZM57 61H59V60H57ZM63 61H65V60H63ZM108 61H109V60H108ZM117 61H118V60H117ZM144 61L146 62V63H145V66H144ZM155 61H156V60H155ZM175 61H176V60H175ZM175 61H173V62H175ZM197 61H198V60H197ZM219 61H218V62H219ZM236 61H237V60H236ZM37 62H38V63H37ZM43 62H44V61H43ZM60 62H61V61H59V63L57 64L56 61H55V63L58 65V67L62 65V62H61V63H60ZM70 62H71V61H70ZM123 62H125V61H123ZM130 62H131V60H130ZM132 62H131V63H132ZM165 62H166V61H165ZM242 62H243V61H242ZM258 62L260 63L261 61H259V60H258L257 62L255 61V63H258ZM29 63H30V62H29ZM29 63H27L28 66H29L28 68L23 67V68H25V69L22 68L23 71H22V72L19 71V72H20V73H19V76H20L19 78H21L23 74H24V75H25V74H29V70H30V69H31L30 71H31V74H32V68H34L35 66H33V65L31 64L32 62L30 63L32 66L29 65ZM45 63H46V62H45ZM97 63H98V62H97ZM99 63H100V61H99ZM111 63H112V62H111ZM117 63H118V62H117ZM131 63H130V64H131ZM133 63H132V64H133ZM189 63H190L191 65L194 64V62L192 63V61H189ZM220 63H221V62H220ZM259 63H258V64H255V66H256V65L259 66ZM13 64H14V62H13ZM67 64H69V62H68ZM70 64H71V63H70ZM84 64H85V63H84ZM106 64H107V63H106ZM132 64H131V66H132ZM166 64H167V63H166ZM173 64H174V63H173ZM208 64H209V63H208ZM223 64H224V63H223ZM223 64H222V66H225V64H224V65H223ZM48 65H49V64H48ZM94 65H95V64H94ZM182 65H183V64H182ZM200 65H201V64H200ZM252 65H254V64H252ZM260 65H261V64H260ZM1 66H2V65H0V68H1ZM26 66H27V65H26ZM44 66H45V65H44ZM51 66H52V65H51ZM53 66H54V65H53ZM69 66H70V65H69ZM98 66H99V65H98ZM148 66L150 67V65H148ZM148 66H147V67H148ZM178 66H179V65H178ZM193 66L196 67L195 64H194ZM204 66H205V65H204ZM209 66H210V65H209ZM242 66H243V65H242ZM5 67H6V65H5ZM5 67H4V68H5ZM16 67H17V66H16ZM41 67H42V66H40L39 68H41ZM45 67H46V66H45ZM49 67H50V66H49ZM62 67H63V66H62ZM88 67H89V66H87V68H88ZM91 67H92V66H91ZM93 67H95V66H93ZM93 67H92V68H93ZM151 67H152V66H151ZM161 67H162V66H161ZM164 67H165V66H163L162 69H164ZM35 68L38 69V67H35ZM35 68H34V69H35ZM52 68H53V67H52ZM92 68H91V69H92ZM155 68H156V67H154L153 71L155 70ZM178 68H179V67H178ZM193 68H194V67H192V69H193ZM7 69H8V68H7ZM36 69H35V70H36ZM46 69H47V68H46ZM70 69H73V68H70ZM75 69H76V68H75ZM93 69H95V68H93ZM96 69H98V68L96 67ZM122 69H123V68H122ZM174 69H175V68H174ZM176 69H177V68H176ZM183 69H185V68H183ZM201 69H202V67H201ZM2 70H3V69H2ZM18 70H20V69H18ZM54 70H55V69H54ZM54 70H53V71H54ZM98 70H99V69H98ZM147 70H148V68H147ZM150 70H151V69H150ZM166 70H167V68H166ZM236 70H237V69H236ZM7 71H8V70H7ZM14 71H15V70H14ZM16 71H17V70H16ZM45 71H46V70H45ZM50 71H51V70H50ZM62 71H63V70H62ZM73 71H74V70H73ZM113 71H114V70H113ZM151 71H152V70H151ZM151 71H150V72H151ZM173 71H174V70H173ZM184 71H185V70H184ZM184 71H180V70H179V71H177V72L174 73V74H172L171 72H169V73L172 74V76L169 75V74H167V73H166V74H162L163 71H161L162 73H161V75H160V74H159L160 72L158 71V72H159V73H158V76L160 75L158 78H159V81L161 80L162 82L165 80V81H164L165 84L167 83L168 80H170V83H171V80H172V82L175 80V82H176V81H179L180 84L187 82L186 85H188V84L190 85V82L192 81V79H191L190 81H187V78H189V77L191 78V77L196 76V75L199 74V71H198V70H196V71H194V72L188 70V71H186V73H185ZM206 71H207V70H206ZM238 71H239V70H238ZM1 72H2V71H1ZM71 72H72V71H71ZM135 72H136V74H135ZM141 72H142V73H141ZM150 72H149V73H150ZM164 72H165V69H164ZM207 72H208V71H207ZM211 72H212V71H211ZM225 72H226V71H225ZM10 73H11V72H10ZM57 73H58V72H57ZM65 73H67V72H65ZM69 73H70V72H69ZM92 73H93V72H92ZM110 73H111V72H110ZM112 73H113V74H112ZM112 73H111V74H112V75H111V79H112V78H115V79L118 80V82L120 81V79L122 80V81L119 82V84H120L121 86L118 85L120 88H119L118 86H116L117 89L122 90V89L126 86V85L124 84V80L127 79L128 77L125 78L126 76L124 77L125 74H124L122 71H121V72H120V71H117V72L114 71V72H112ZM125 73H126V72H125ZM154 73H155V72H154ZM205 73H206V72H205ZM213 73H214V72H213ZM12 74L16 75L17 73L14 72V73H12ZM34 74H35V73H34ZM45 74H46V73H45ZM103 74H104V73H103ZM108 74H109V73H108ZM126 74H127V73H126ZM138 74H139V73H138ZM138 74H137V75H138ZM184 74H186V76H187V75H190V76L187 77V78H185L186 76H185ZM206 74H207V73H206ZM209 74H211V73H209ZM17 75H18V74H17ZM29 75H30V74H29ZM29 75H28V76H29ZM43 75H44V74H43ZM61 75H62V74H61ZM69 75H70V74H69ZM76 75H77V74H76ZM142 75H143V76H142ZM152 75H153V74H152ZM152 75H151V76H152ZM213 75H214V77H215V74H213ZM229 75H230V74H229ZM9 76H10V75H9ZM25 76H26V75H25ZM109 76H110V75H109ZM198 76H199V75H198ZM211 76H212V75H211ZM15 77H16V76H15ZM49 77H50V76H49ZM123 77H124L125 79H123ZM141 77H142V79H141ZM209 77H210V76H209ZM227 77H228V76H227ZM10 78H11V76H10ZM29 78H30V77H29ZM41 78H42V77H41ZM44 78H45V77H44ZM151 78H153V77H151ZM158 78H157V79H158ZM11 79H12V78H11ZM15 79H16V78H15ZM26 79H27V78H26ZM78 79H79V78H78ZM155 79H156V76H155ZM3 80H4V79H3ZM5 80H6V79H5ZM7 80H8V79H7ZM7 80H6V81H7ZM23 80H24V78H23ZM73 80H74V79H73ZM134 80H135V79H134ZM139 80L136 79V82H134V83H136L137 87H138L139 85L141 86V84H142V82H140ZM188 80H189V79H188ZM194 80H195V79H193V81H194ZM196 80H198V79H196ZM196 80H195V81H196ZM230 80H231V79H230ZM6 81H5V82H6ZM13 81H15V80H13ZM18 81H19V79H18ZM21 81H22V79H21ZM21 81H20V82H21ZM32 81H33V79H32ZM36 81H37V80H36ZM151 81H152V80H151ZM157 81H158V80H157ZM157 81H156V82H157ZM235 81H236V80H235ZM25 82H26V81H25ZM41 82H42V81H41ZM44 82H45V81H44ZM125 82H127V81H125ZM156 82H155V83H156ZM203 82H204V81H203ZM78 83H79V82H78ZM81 83H83V82H81ZM97 83H98V82H97ZM132 83H133V82H132ZM159 83H160V82H159ZM168 83H169V82H168ZM199 83H200V81H199ZM225 83H226V82H225ZM232 83H233V82H232ZM238 83H239V82H238ZM0 84H2V83H0ZM35 84H37V83H35ZM38 84H40V83L38 82ZM126 84H127V83H126ZM149 84H150V83H149ZM157 84H158V83H157ZM171 84H172V83H171ZM197 84H198V81H197V83H196V87H197ZM202 84H203V83H202ZM73 85H74V84H73ZM76 85H77V84H76ZM143 85H144V84H143ZM143 85H142V86H143ZM230 85H231V84H230ZM232 85H233V84H232ZM14 86H15V83H14V82H11V80H8L6 83H4L3 85L0 86V88H1L0 93H2L1 96H3L4 98H6L5 100H7V96H8V95L10 96L9 91H10L11 88L14 87ZM42 86H43V85H42ZM48 86H49V85H48ZM79 86H80V84H79ZM103 86H104V85H103ZM140 86H139V87H140ZM142 86H141V87H142ZM147 86H148V85H147ZM176 86H177V85H176ZM194 86H195V85H194ZM30 87H31V86H30ZM40 87H41V86H40ZM52 87H53V88H52V91H56V90H57L56 85H55V87H54V86H52ZM126 87H127V86H126ZM143 87H145V86H143ZM143 87H142V88H143ZM200 87H201V86H200ZM200 87H198V89H199ZM18 88H19V87H17V89H18ZM48 88H49V87H48ZM80 88H81V86H80ZM80 88H79V89H80ZM147 88H148V87H147ZM168 88H169V87H168ZM171 88H172V87H171ZM171 88H169V89H171ZM183 88H184V87H183ZM204 88H206V87L204 86ZM19 89H20V88H19ZM45 89H46V88H45ZM49 89H50V88H49ZM49 89H48V90H49ZM74 89H75V88H74ZM77 89H78V88H77ZM79 89H78V90H79ZM100 89H101V88H100ZM159 89H160V88H159ZM176 89H177V88H176ZM190 89H191V91H192L193 87H191ZM195 89H197V88H195ZM195 89H194V90H195ZM201 89L204 91L203 88H201ZM201 89H200V90H201ZM221 89H222V87H221ZM227 89H228V88H227ZM14 90H15V89H14ZM81 90H82V89H81ZM83 90H84V89H83ZM125 90H126V89H125ZM134 90H135V89H134ZM139 90H140V89H139ZM139 90H138V93H139ZM146 90H147V89H146ZM194 90H193V93H194ZM46 91H47V90H46ZM50 91H51V90H50ZM50 91H49V92H50ZM71 91H72V90H71ZM71 91H70V92H71ZM75 91H76V90H75ZM89 91H90V90H89ZM96 91H97V90H96ZM117 91H118V90H117ZM140 91H141V90H140ZM154 91H155V90H154ZM10 92H11V91H10ZM38 92H39V91H38ZM47 92H48V91H47ZM56 92H57V91H56ZM141 92H143V91H141ZM176 92H177V91H176ZM221 92H222V91H221ZM15 93H16V92H15ZM74 93H75V92H74ZM82 93H83V92H82ZM99 93H100V92L98 91V94H99ZM111 93H112V92H111ZM116 93H117V92H116ZM120 93H121V94H125L126 91H124V90H123V92L119 91V94H120ZM166 93H167V92H166ZM173 93H174V92H173ZM173 93H172V94H173ZM34 94H35V93H34ZM61 94H62V93H61ZM70 94H71V93H70ZM84 94H85V93H84ZM86 94H87V93H86ZM89 94H90V93H89ZM113 94H114V93H113ZM180 94H181V93H180ZM12 95H13V94H12ZM17 95H18V96H17ZM17 95H16L17 98H15V99H18V100H19V99H20V94H17ZM28 95H30V94H28ZM62 95L64 96V94H62ZM62 95H60V96H62ZM137 95H138V94H137ZM219 95H220V94H219ZM1 96H0V97H1ZM16 96H15V97H16ZM35 96H36V95H35ZM35 96H34V97H35ZM48 96H49V95H48ZM50 96H51V95H50ZM54 96H55V94H54ZM57 96H59V94H58ZM57 96L54 97V98H57ZM63 96H62V97H63ZM71 96H72V95H71ZM83 96H84V95H83ZM101 96H102V95H101ZM101 96L98 95V97H97L96 99H98V98L101 97ZM117 96H118V95H117ZM144 96H145V95H144ZM158 96H159V94H158ZM165 96H166V95H165ZM74 97H75V96H74ZM81 97H82V96H81ZM122 97H123V95H122ZM122 97H121V98H122ZM1 98H2V97H1ZM13 98H14V96H13ZM72 98H73V97H72ZM119 98H120V96H119ZM128 98H130V97H128ZM154 98H155V97H154ZM156 98H157V97H156ZM156 98H155V99H156ZM172 98H173V97H172ZM183 98L185 99V97H183ZM8 99H9V98H8ZM32 99H33V96H32ZM32 99H30V98L28 97V98H26L25 100H21V101H22V102H27V101H31ZM47 99H48V98H47ZM64 99H65V98H64ZM76 99H77V98H76ZM85 99H86V98H85ZM115 99L117 100L118 97L115 98ZM132 99H133V98H132ZM168 99H169V98H168ZM175 99H176V98H175ZM177 99H178V97H177ZM181 99H182V97H181ZM213 99H215V98H213ZM220 99H221V98H220ZM261 99L264 100V97L261 98ZM11 100H12V97H11ZM43 100H44V99H43ZM83 100H84V99H83ZM119 100H120V99H119ZM133 100H134V99H133ZM138 100H139V99H138ZM161 100H162V99H161ZM172 100H173V99H172ZM191 100H193V99H191ZM191 100H190V101H191ZM217 100H218V99H217ZM44 101H45V100H44ZM62 101H65V100H62ZM79 101H81V100H79ZM84 101H85V100H84ZM164 101H165V100H164ZM212 101H213V100H212ZM212 101H211V102H212ZM215 101H216V100H215ZM215 101H214V102H215ZM218 101H219V100H218ZM11 102H14V99H13ZM36 102H37V100H36ZM47 102H48V100H47ZM73 102H74V101H73ZM82 102H83V101H82ZM92 102H93V101H92ZM94 102H96V100H94ZM94 102H93V103H94ZM110 102H111V101H110ZM119 102H120V101H119ZM129 102H132V100L129 101ZM134 102H136V101H134ZM198 102H199V101H198ZM205 102H206V101H205ZM205 102H204V103H205ZM19 103H20V102H19ZM31 103H32V102H31ZM53 103H54V102H53ZM105 103H106V102H105ZM125 103H126V102H125ZM125 103L122 104V102H120V104H122V105H125ZM138 103H139V102H138ZM138 103L136 102L135 104H138ZM147 103H148V101H147ZM168 103H169V102H168ZM204 103H202V104H204ZM215 103H217V102H215ZM6 104H8V103H6ZM21 104H23V103H21ZM21 104H20V105H21ZM25 104H26V103H25ZM63 104H64V103H63ZM71 104H72V103H71ZM79 104H80V103H79ZM83 104H84V103H81L82 106H83ZM90 104H91V103H90ZM106 104H107V103H106ZM108 104H109V102H108ZM110 104H112V103H110ZM115 104H116V103H115ZM129 104H131V105H129ZM139 104H140V103H139ZM139 104L137 105V107L139 106ZM171 104H172V101H171ZM173 104H175L174 101H173ZM200 104H201V102H200ZM208 104H210V103H208ZM222 104H223V103H222ZM18 105H19V104H18ZM18 105H16L15 103H13L12 105L9 104V107H8L7 110H9V108H10V110H14V109H16V108L18 107ZM23 105H24V104H23ZM23 105H22V106H23ZM46 105H48V104H46ZM51 105H52V104H51ZM144 105H145V104H144ZM144 105H143V106H144ZM148 105H149V104H148ZM148 105H147V107H148ZM166 105L168 106V104H166ZM198 105H199V104H198ZM7 106H8V105H7ZM57 106H58V105H57ZM62 106H63V105H62ZM102 106H103V105H102ZM126 106L130 109V110H129L130 112H131V111H132V112H134V111H138V112H139V111H140V110L136 109V106H135V105H132V103H128V105H126ZM143 106H142V107H143ZM149 106H150V105H149ZM154 106H155V105H154ZM162 106H163V105H162ZM164 106H165V104H164ZM173 106H174V105H173ZM191 106H192V105H191ZM191 106H190V108H191ZM195 106H196V105H195ZM195 106H194V107H195ZM203 106H205V105H203ZM207 106H209V105H207ZM221 106H222V105H221ZM5 107H6V106L4 105V108H5ZM26 107H27V104H26ZM26 107H25V108H26ZM45 107H46V106H45ZM47 107H48V106H47ZM49 107H50V106H49ZM49 107H48V108H49ZM55 107H56V105H55ZM72 107H73V106H72ZM104 107H105V106H104ZM127 107H126V108H127ZM188 107H189V106H188ZM235 107H236V106H235ZM19 108H20V107H19ZM19 108H17V110H19ZM30 108H33V107H30ZM76 108H77V107H76ZM99 108H100V107H99ZM115 108H117V107H115ZM124 108H125V107H124ZM152 108H153V111H152ZM152 108H151V111L154 112V113H152V114H153V115H154V114L156 115V119H155L154 121H152L153 129L156 130V131L158 130V131H159V134H160L162 131H168V134H170L169 136H171V135H172L171 132H173V133L175 132V136H178L179 139H180V137H181L182 139H183V138H186L185 140H187V139H189L190 141L196 140V139H195L196 136H193V135H196V134H192V133H191V131H192L193 129H195V128H193L192 130H190L192 127H189L190 125L192 126L193 121L195 120V118H193V120H192V117H193V116H192L191 118H189V117L187 116L188 114L186 115V113H185V115L187 116V118H189V119H191V120L188 119V120L183 121L184 124H181V123L179 122V124H181V126H180V125L177 126V125H175V123H174V124H171V123L173 122L174 119H173L172 122L170 123V122H169L170 120L168 121L167 118H166V119L163 118L164 121H163L162 123H159L158 121L162 120V119H161V118H162L161 115L163 114V113L161 114V111H160L161 109H160V108H163V107H160V108L157 107V109H155L156 106H155V108L152 106ZM165 108H166V107H165ZM186 108H187V107H186ZM190 108H189V109H190ZM192 108H193V106H192ZM192 108H191V109H192ZM239 108H240V107H239ZM23 109H24V108H23ZM23 109H22V110H23ZM26 109H27V108H26ZM49 109H50V108H49ZM52 109H53V108H52ZM79 109H80V108H79ZM84 109H85V108H84ZM96 109H97V108H96ZM100 109H101V108H100ZM102 109H103V108H102ZM143 109H144V108H143ZM202 109H203V107H202V108H201V106L198 107V110L200 111V112H199V111H198V112L200 113V115L203 114V112H205L204 109H206V108H204L203 110H202ZM2 110H3V108H2ZM2 110L0 109V112H1ZM7 110H4V111H7ZM33 110H35V109H33ZM33 110H32V111H33ZM53 110H54V109H53ZM80 110H81V109H80ZM124 110H125V109H124ZM141 110H142V109H141ZM171 110H172V109H171ZM171 110H170V112H171ZM187 110H188V108H187ZM238 110H239V109H238ZM28 111L31 112V109H28ZM28 111L26 112L27 114H29ZM93 111H94V109H93ZM96 111H97V110H96ZM162 111H163V110H162ZM176 111H177V110H176ZM183 111H184V110H183ZM188 111H189V110H188ZM192 111H193V110H192ZM206 111H207V110H206ZM19 112H20V111H19ZM47 112H48V111H47ZM55 112H56V111H55ZM57 112H58V111H57ZM86 112H87V110H86ZM122 112H123V111H122ZM132 112H131V113H132ZM141 112H142V111H141ZM185 112H186V110H185ZM190 112H191V111H190ZM196 112H197V110H196ZM198 112H197V114H198ZM212 112H213V111H212ZM237 112H238V111H237ZM6 113H7V114H10V113H8V112H6ZM11 113H12V111H11ZM33 113H34V111H33ZM64 113L66 114V112H64ZM64 113H63V114H64ZM81 113H82V112H81ZM90 113H91V112H90ZM96 113H97V112H96ZM124 113H125L126 115L128 114V112H124ZM131 113H130V115H131ZM144 113H145V111H144ZM144 113L142 112V114H144ZM181 113H183V112H181ZM181 113H180V115H181ZM205 113H207V112H205ZM224 113H225V112H224ZM7 114H6V116L8 117ZM48 114H49V112H48ZM50 114H51V113H50ZM91 114H92V113H91ZM134 114H135V112H134ZM157 114H158V115H157ZM165 114H166V112H165ZM167 114H168V112H167ZM170 114H171V113H170ZM170 114H169V115H170ZM172 114H173V113H172ZM183 114H184V113H183ZM190 114H191V113H190ZM195 114H196V113H195ZM11 115H12V114H11ZM11 115H9V117H11ZM31 115H32V114H31ZM83 115H84V114H83ZM83 115H82V116H83ZM155 115H154V116H155ZM169 115H168V116H169ZM185 115H183V116L186 117ZM0 116H1V115H0ZM2 116H3V115H2ZM6 116H5V117H6ZM12 116H13V115H12ZM45 116H46V115H45ZM72 116H73V115H72ZM78 116H79V115H78ZM92 116H93V115H92ZM127 116H128V115H127ZM127 116H125V117L127 118ZM135 116H136V114H135ZM162 116H164V115H162ZM165 116H166V115H165ZM168 116H167V117H168ZM171 116H172V115H171ZM183 116L181 115V117H183ZM194 116H195V115H194ZM202 116H205V115H202ZM202 116H201V117H202ZM210 116H211V115H210ZM5 117H3V118L5 119ZM9 117H8V119H9ZM31 117H32V116H31ZM38 117H39V116H38ZM38 117H37V119H38ZM41 117H42V116H41ZM41 117H40V118H41ZM46 117H47V116H46ZM46 117H45V118H46ZM48 117H49L48 122H49V121H52V122H53V121H55V120L59 117V115H57V113H54V112H53L52 115H51V116L48 115ZM60 117H61V116H60ZM70 117H71V116H70ZM70 117H69V118H70ZM84 117H85V116H84ZM140 117H141V116H140ZM169 117H170V116H169ZM172 117H173V116H172ZM176 117H178V116H176ZM184 117H183V118H184ZM199 117H200V116H199ZM201 117H200V118H201ZM213 117H214V116H213ZM1 118H2V117H1ZM3 118H2V119H3ZM23 118H24V117H23ZM34 118H35V117H34ZM40 118L38 119V121H40ZM43 118H44V117H43ZM43 118H42V119H43ZM82 118H83V117H82ZM89 118H90V117H89ZM116 118H117V117H116ZM122 118H124V117H122ZM148 118H149V117H148ZM152 118H153V116H152ZM157 118H158V120H157ZM215 118H216V117H215ZM13 119H14V118H13ZM26 119H27V118H26ZM42 119H41V120H42ZM60 119H62V118H60ZM64 119H65V118H64ZM70 119H72V118H70ZM73 119H74V118H73ZM77 119H78V118H77ZM83 119L86 120L87 118H86V119L83 118ZM143 119H144V118H143ZM145 119H147V118H145ZM150 119H151V118H150ZM202 119H203V118H202ZM210 119H211V117H210ZM210 119L208 118V121H204V120H205V119H204V120L200 123L201 125L198 124V127H201V126H203V125H206V123H208L210 127L215 128V126H217V121H216V120H218V119H216V120L213 119L214 121H211ZM10 120H11V119H10ZM22 120H23V119H22ZM46 120H47V118H46ZM46 120H44V121H46ZM65 120H66V119H65ZM79 120H80V118H79ZM120 120H121V119H120ZM206 120H207V119H206ZM209 120H210V121H209ZM26 121H27V120H26ZM26 121H24V122H26ZM32 121H33V120H32ZM38 121H36V120L33 121V122H32L33 124L31 123V121H29V124L31 123L32 125H34V122L37 123ZM42 121H43V120H42ZM42 121H40V122H42ZM44 121H43V123H42V124H43L42 127H40V128H43V130H44V128H45L44 125H46V124H44V123H45ZM58 121H60V120H58ZM62 121H63V119L61 120V123H62ZM75 121H76V120H75ZM75 121L73 120V121H72V124H73V122H75ZM81 121H82V120H81ZM81 121H77V124H79L78 122H81ZM106 121H107V119H106ZM148 121H149V119H148ZM263 121H264V120H263ZM24 122H23V123H24ZM52 122H51V123H52ZM83 122H85V121H83ZM104 122H105V121H104ZM142 122H143V121H142ZM175 122H176V121H175ZM23 123L20 122V123H18V124H16V123L14 124V123L10 122V121L7 120V119L2 120V121H1V119H0V128L3 127L2 130H5V129H6L5 131L8 130L10 133H12V134L15 135V136L18 135L17 131H20V133L22 132L21 134H23V133H27V134H25V135H26V136L28 135V137H29V136L34 137V134L39 133V130H40V131L42 130V129H39L38 132L34 133V128H33L34 126H33V127H32V125H31V126H28V125H25L26 123H24V124H23ZM36 123H35V124H36ZM54 123H55V122H54ZM65 123H66V122H65ZM65 123H64V124H65ZM67 123H68V122H67ZM86 123H87V122H86ZM108 123H109V122H108ZM140 123H141V122H140ZM147 123H148V122H147ZM150 123H151V122H150ZM37 124H38V123H37ZM37 124H36V125H37ZM39 124H41V123H39ZM56 124H58V122H56V123L53 124V125H56ZM70 124H71V121H70ZM72 124H71V125H72ZM75 124H76V123H75ZM80 124H81V123H80ZM84 124H85V123H84ZM177 124H178V123H177ZM53 125H51V126H53ZM58 125H59V124H58ZM65 125H66V124H65ZM71 125H70V126H71ZM85 125H86V124H85ZM105 125H106V124H105ZM105 125H104V126H105ZM235 125H236V124H235ZM43 126H44V127H43ZM48 126H49V125H48ZM48 126L46 125V128H47ZM68 126H69V125H68ZM77 126H78V125H77ZM104 126H103V127H104ZM127 126H128V125H127ZM30 127H31V129H33V130H30V129H29ZM36 127H38V126H35V128H36ZM49 127H50V126H49ZM55 127H56V126H55ZM101 127H102V126H101ZM101 127H100V128H101ZM105 127H106V126H105ZM111 127H112V126H111ZM121 127H123V126H121ZM129 127H130V126H129ZM196 127H197V126H196ZM219 127H220V126H219ZM222 127H223V126H222ZM64 128H65V127H64ZM82 128H83V127H82ZM88 128H89V126H88ZM95 128H96V127H95ZM106 128H108V127H106ZM113 128H114V127H113ZM124 128H125V126H124ZM147 128H148V127H147ZM240 128H241V126H240ZM47 129H48V128H47ZM47 129H45V130H47ZM73 129H74V128H73ZM125 129H126V128H125ZM153 129H152V131H153ZM197 129H198V128H197ZM222 129H224V127H223ZM36 130H37V129H36ZM43 130H42V131H43ZM45 130H44L43 132L41 131L42 134H43L44 132L47 133V131H45ZM52 130H53V129H52ZM74 130H75V129H74ZM103 130L105 131V129H103ZM126 130H127V129H126ZM5 131H4V134L8 132V131H7V132H5ZM104 131H102V132L104 133ZM111 131H112V130H111ZM111 131H110V132H111ZM148 131H150V130H148ZM193 131H194V130H193ZM241 131H243V130H241ZM41 132H40V134H41ZM48 132H49V131H48ZM64 132H65V131H64ZM64 132H63V134H64ZM67 132H69V131H67ZM67 132H66V133H67ZM74 132H76V131H74ZM110 132L106 129L105 133L102 135V137H101L100 139H99V138H90V137H89V136L91 135V133H90V135L88 134V135H89V136H88V137H89V138H88V141H90V142L92 141V143L94 142V143L97 145V147L99 148V150H100V148H101V146H102L101 143L103 144L102 141L106 140V139L104 138V136L107 137V140L110 139V138H109L110 136H111V137L113 136L112 134H110ZM112 132H113V131H112ZM117 132H118V131H117ZM129 132H130V131H129ZM129 132H128V134H126V136H127V135H128V136L131 135V134H129ZM142 132H143V131H142ZM154 132H155V131H154ZM154 132H153V133H154ZM224 132H225V135L228 133V132L226 133V128H225V131H224ZM14 133H15V134H14ZM20 133H19V134H20ZM49 133L51 134V131H50ZM58 133H60V131H59ZM69 133H70V132H69ZM69 133H68V134H69ZM93 133H94V131H93ZM122 133H124V132H122ZM146 133H147V130H146L145 134H146ZM230 133H231V132H230ZM245 133H246V132H245ZM262 133H263V132H262ZM0 134H1V132H0ZM4 134H3V135L1 134V135L4 136ZM12 134H11V137H12ZM21 134H20V135H21ZM42 134H41V135H42ZM47 134H48V133H47ZM55 134H56V133H55ZM60 134H61V133H60ZM79 134H80V133H79ZM82 134H83V133H82ZM84 134L86 135L87 133H84ZM84 134H83V135H84ZM96 134H97V133H96ZM108 134H110V136H108ZM117 134H118V133H117ZM138 134H139V133L137 132V136H138ZM148 134H149V133H148ZM159 134H158V135H159ZM168 134H166V136H167ZM243 134H244V131H243ZM252 134H253V133H252ZM6 135L8 136V134H6ZM6 135H5V136H6ZM20 135H18V140H19V138H20ZM51 135H52V134H51ZM58 135H59V134H58ZM73 135H74V134H73ZM76 135H77V134H76ZM85 135H84V136H85ZM92 135H93V134H92ZM115 135H116V134H115ZM135 135H136V134H135ZM135 135H134V136H135ZM139 135H140V134H139ZM154 135H155V134H154ZM161 135H162V133H161ZM259 135H260V134H259ZM263 135H264V134H263ZM263 135H261V136H263ZM21 136H22V135H21ZM37 136H38V135H37ZM43 136H44V135H43ZM48 136L50 137V135H48ZM61 136H64V135H61ZM74 136H75V135H74ZM78 136H79V135H78ZM78 136H76V137H78ZM84 136H83L81 139H78V142H80L79 140H81V142H82V140L85 139ZM95 136H96V135H95ZM124 136H125V135H124ZM131 136H132V135H131ZM140 136H141V135H140ZM140 136H138V137H140ZM173 136H174V134H173ZM175 136H174V137H175ZM229 136H230V135H229ZM0 137H1V136H0ZM22 137H24V135H23ZM32 137H31V139H30V138H26V137H24V138H23V141L26 142V144H27V143H32V144H34L35 146H33V145H32V146L35 148V151H36L37 153H42V152H43V153H45V155H47V153L51 151V150H50L51 145H49V144H51V143L48 144V142L46 141L47 138H46V140L44 139V140H45V142H44V141H40V139H37L38 137L36 138V140H34V138H32ZM35 137H36V136H35ZM70 137H71V136H70ZM72 137H73V136H72ZM72 137H71V138H72ZM79 137H80V136H79ZM114 137H116V136H114ZM138 137H137V138H138ZM141 137H142V138H141ZM141 137H140V139H141V140H140V144H144V145L147 146L146 151L149 152V154H150L151 152H153L152 154H154V151L156 152V150H158L159 147H162V146H160V144L157 142L158 140L156 141V138H155L154 141H153L152 139H150V140L148 141V139L144 140V136H141ZM154 137H160V136L155 135ZM178 137H177V138H178ZM193 137H194V138H193ZM223 137H224V136H223ZM255 137H256V136H255ZM255 137H252L251 135H250L249 137H247L246 142L248 143V145L255 144V143H254V138H255ZM3 138H4V137H3ZM6 138H7V137H6ZM6 138H4V139L6 140ZM54 138H57V136L54 137ZM59 138H60V137H59ZM59 138L56 139L57 142H58V139H59ZM66 138H67V140H68L69 137H66ZM86 138H87V137H86ZM103 138H104V140H103ZM118 138H119V137H118ZM118 138H117V139H118ZM171 138H172V137H171ZM230 138L233 139L234 137H230ZM238 138H239V137H238ZM245 138H246V136H245ZM245 138H244V139H245ZM262 138H264V137H262ZM16 139H17V136H16ZM16 139H15V140H16ZM21 139H22V138H21ZM21 139H20V143L22 142ZM61 139H62V138H61ZM162 139L164 140V137H162ZM166 139H167V138H165V140H166ZM228 139H229V138H228ZM242 139H243V138H242ZM18 140H16V141H18ZM32 140H34V141L31 142ZM56 140H55V141H56ZM59 140H60V139H59ZM65 140H66V139H65ZM65 140H64V141L61 140V141H62V142H65ZM76 140H77V138H76ZM101 140H102V141H101ZM114 140H115V139H114ZM175 140H176V137H175ZM183 140H184V139H183ZM234 140H235V138H234ZM237 140H238V139H237ZM240 140H241V139H240ZM257 140H258V139H257ZM2 141H3V140H2ZM10 141H11V140H10ZM39 141H40V142H39ZM73 141H74V140H73ZM85 141H87V139H85ZM100 141H101V142H100ZM108 141H109V140H108ZM110 141H111V140H110ZM232 141H233V140H231L230 142H232ZM255 141H256V140H255ZM4 142H5V141H4ZM18 142H19V141H18ZM18 142H17V143H18ZM24 142H23V143H24ZM53 142H54V141H53ZM70 142H71V141H70ZM81 142H80V143H81ZM104 142H106V141H104ZM113 142H114V141H113ZM161 142H162V141H161ZM171 142H172V141H171ZM171 142H167V144H168V143L171 144ZM181 142H182V141H181ZM185 142H186V141H185ZM238 142H240V141L238 140ZM5 143H6V142H5ZM8 143H9V142H8ZM54 143H55V142H54ZM54 143H53V144H54ZM58 143H59V142H58ZM76 143H77V142H75V144H76ZM80 143H79V144H80ZM84 143H85V142H84ZM88 143H89V142H88ZM94 143H93V144H94ZM106 143H108V142H106ZM106 143H105V144H106ZM136 143H137V142H136ZM165 143H166V142H165ZM165 143H164V141H163V144H164L165 146L168 147L169 145H167V144H165ZM186 143H187V142H186ZM189 143H191V142H188L187 145H189ZM233 143H234V142H233ZM235 143H236V142H235ZM235 143H234V144H235ZM60 144H62V143H60ZM86 144H87V143H86ZM95 144H94V145H95ZM173 144H174V143H173ZM175 144H176V143H175ZM237 144H238V143H237ZM245 144H246V143H245ZM17 145H18V144H17ZM21 145H22V144H21ZM28 145H30V144H28ZM55 145H56V144H55ZM77 145H78V144H77ZM83 145H84V144H83ZM103 145H104V144H103ZM106 145H107V144H106ZM106 145H105V146H106ZM158 145H159V146H158ZM164 145H163V146H164ZM176 145H178V144H176ZM176 145H175V146H176ZM179 145H180V143H179ZM179 145H178V147H180ZM228 145H231V147H229ZM228 145H227V146H228L227 149L230 150L229 153L232 152V151H235V150H236V153H235V152H233V153H235V154L237 155V153H238L237 151H239L238 148L241 147V146L233 145V144H231V143L228 144ZM32 146H31V148H33ZM52 146H54V145H52ZM89 146H91V145H89ZM107 146H108V145H107ZM118 146H119V142H118ZM157 146H158V148H157ZM165 146H164V147H165ZM171 146H172V144L170 145V147H171ZM246 146H247V144H246ZM22 147H23V146H22ZM85 147H86V146H85ZM112 147H114V146H112ZM136 147H137V146H136ZM164 147H163V148H164ZM176 147H177V146H176ZM184 147H185V146H184ZM244 147H245V146H244ZM244 147H243V148H244ZM253 147H254V145H253L251 148H253ZM255 147H256V146H255ZM26 148H27V147H26ZM52 148H53V147H51V149H52ZM59 148H60V147H59ZM76 148H77V146H76ZM95 148H96V147H95ZM98 148H96V151H98ZM102 148H103V147H102ZM129 148H130V147L128 146V147H127V150H128ZM163 148H161V149H163ZM172 148H174V145H173ZM186 148H188V147H186ZM246 148H247V147H245V149H246ZM248 148H249V147H248ZM263 148H264V147H263ZM20 149H21V148H20ZM60 149H61V148H60ZM83 149H84V148H83ZM87 149H89V148H87ZM106 149H107V148H106ZM117 149H118V147H117ZM125 149H126V148H125ZM161 149H160V150H161ZM189 149H190V148H189ZM237 149H238V150H237ZM240 149H241V148H240ZM52 150H53V149H52ZM55 150H57V149H54V151H55ZM58 150H59V149H58ZM66 150H67V149H66ZM81 150H82V149H81ZM81 150H80V151H81ZM94 150H95V149H94ZM109 150H110V149H109ZM114 150H116V149L114 148ZM123 150H124V149H123ZM130 150H131V148H130ZM166 150H167V149H166ZM176 150H177V149H176ZM196 150H197V149H196ZM241 150H242V149H241ZM243 150H244V149H243ZM248 150H249V149H248ZM263 150H264V149H263ZM29 151H30V148H29ZM63 151H64V150H63ZM73 151H74V150H73ZM76 151H78V150H76ZM120 151H122V150L119 149V152H120ZM128 151H129V150H128ZM161 151H162V150H161ZM181 151H183V150L181 149ZM181 151H180V152H181ZM2 152H3V151H2ZM5 152H6V151H5ZM5 152H4V153H5ZM18 152H19V151H18ZM31 152H32V149H31ZM66 152H67V151H66ZM78 152H79V151H78ZM94 152H95V151H94ZM113 152H115V151H112V153H113ZM124 152H125V153H124ZM124 152L122 151V153H124L123 157L125 156V154H126L127 151H124ZM159 152H160V151H159ZM162 152H166V151H165V148H164V151H162ZM173 152H174V150H173ZM183 152H185V151H183ZM188 152L190 153V151H187V154H188ZM191 152H192V150H191ZM193 152H194V151H193ZM195 152H196V151H195ZM239 152H240V151H239ZM243 152H244V151H243ZM21 153H22V152H21ZM33 153H34V152H33ZM37 153H35V154H37ZM53 153H54V152H53ZM53 153H52V155H53ZM56 153H58V152H56ZM68 153H69V152H68ZM72 153H73V152H72ZM74 153H75V152H74ZM84 153H85V152H84ZM86 153H87V152H86ZM101 153H102V150H101ZM101 153H100V154H101ZM106 153H107V152H106ZM122 153H119V156H120V154H122ZM157 153H158V151H157ZM157 153H156V154H157ZM160 153H161V152H160ZM160 153H158V154L160 155ZM166 153H167V152H166ZM168 153H169V151H168ZM168 153H167V154H168ZM196 153H197V152H196ZM248 153H249V154H250V153L254 154L253 157H254L255 155H257V161H256V163L254 164V165H256L255 168L257 169L258 174H259L260 172L264 174V156H260V154H262V152L259 151V150H256V148H255V151L251 150V151L248 152ZM2 154H3V153H2ZM2 154H1V155H2ZM35 154H33V155H35ZM59 154H60V151H59ZM64 154H65V152H64ZM100 154H99V155H100ZM110 154H111V152H110ZM156 154H155V155H156ZM164 154H165V153H164ZM164 154H162V155H164ZM187 154H185V156H186ZM194 154H195V153H194ZM235 154H234V157L231 158V162H230L228 165H231V166H232V165H235V164H237V163H240L241 160L244 158V155H239L240 157L237 155V156L239 157V158H237V157L235 156ZM242 154H243V153H242ZM244 154H245V153H244ZM258 154H259V155H258ZM7 155H8V154H7ZM27 155H28V154H27ZM50 155H51V154H50ZM55 155H56V154H55ZM61 155H62V151H61ZM87 155H89V154H87ZM92 155H93V154H92ZM159 155H157V156H159ZM189 155H191V154H189ZM195 155H196V154H195ZM195 155H194V156H195ZM18 156H19V155H18ZM28 156H29V155H28ZM64 156H65V155H64ZM75 156H76V154H75ZM102 156H103V155H102ZM176 156H177V155H176ZM178 156H182V155H178ZM191 156H193V153H192ZM251 156H252V155H251ZM259 156H260V157H259ZM24 157H25V156H24ZM33 157H34V156H33ZM33 157H31V158H33ZM36 157H37V156H35V159H36ZM47 157H48V156H47ZM49 157H50V156H49ZM69 157H71V156H69ZM138 157H139V156H138ZM182 157H183V156H182ZM186 157H187V156H186ZM258 157H259V160H258ZM3 158H4V157H3ZM3 158H2V159H3ZM27 158H28V157H27ZM52 158H53V157H50V159H52ZM56 158H58V157H56ZM67 158H68V157H67ZM75 158H76V157H75ZM89 158H90V157H89ZM141 158H142V157H141ZM158 158H160V157H158ZM163 158H164V157H163ZM187 158L191 159V157H187ZM192 158H193V157H192ZM255 158H256V157H255ZM23 159H24V158H23ZM47 159H49V158H47ZM53 159H54V158H53ZM85 159H86V158H85ZM160 159H162V158H160ZM189 159H188V160H189ZM13 160H14V159H13ZM32 160H33V159H32ZM45 160H46V159H45ZM54 160H55V159H54ZM54 160H51V162L54 161ZM58 160H59V159H58ZM60 160H61V157H60ZM66 160H69V159H66ZM94 160H95V159H94ZM172 160H173V159H172ZM186 160H187V159H186ZM37 161H39V160L37 159ZM43 161H44V159H43ZM43 161H42V162H43ZM86 161H87V160H86ZM191 161H192V160H191ZM40 162H41V160H40ZM42 162H41V163H42ZM57 162H59V161H57V159H56V163H57ZM67 162H68V161H67ZM69 162H70V160H69ZM83 162H84V161H83ZM194 162H195V161H194ZM32 163H33V165H35V162H32ZM32 163H31V164H32ZM38 163H39V162H38ZM38 163H36V164L39 165L40 163H39V164H38ZM53 163H54V162H53ZM56 163H55V164H56ZM59 163H60V162H59ZM71 163H73V161H72ZM74 163H75V162H74ZM50 164H51V163H50ZM76 164H77V163H76ZM86 164H87V163H86ZM137 164H138V163H137ZM196 164H197V163H196ZM15 165H17V164L15 163ZM45 165H46V164H45ZM48 165H49V164H48ZM59 165H60V164H59ZM68 165H69V164H68ZM139 165H140V164H139ZM21 166L24 167L23 164H22ZM28 166H29V165H28ZM39 166H42V164L39 165ZM46 166H47V165H46ZM51 166H52V165H51ZM51 166H50V167H51ZM60 166H61V165H60ZM60 166H59V167H60ZM86 166H87V165H86ZM136 166H137V165H136ZM172 166H173V164H172ZM174 166H175V164H174ZM197 166L199 167V165H197ZM197 166H196V169H197ZM202 166H203V165H202ZM202 166H200V167L203 169ZM15 167H18V168H19L18 165L15 166ZM33 167H35V166H33ZM37 167H38V166H37ZM42 167H44V166H42ZM61 167H63V166H61ZM93 167H94V166H93ZM107 167H108V166H107ZM137 167H138V166H137ZM200 167H199V168H200ZM228 167L230 168V166H228ZM239 167L241 168L242 165H241V164L238 165V168H239ZM24 168H25V167H24ZM28 168H29V167H28ZM28 168H27V169H28ZM31 168H32V166H31ZM40 168H41V167H39V169H40ZM48 168H49V167H48ZM168 168H170V167L168 166ZM194 168H195V167H194ZM199 168H198V169H199ZM201 168H200V169H201ZM204 168H205V167H204ZM16 169H17V168H16ZM16 169H15V171H16ZM27 169H25V170H27ZM37 169H38V168H37ZM44 169H45V168H44ZM80 169H81V168H80ZM134 169H135V168H134ZM140 169H142V166H141ZM196 169H195V170H196ZM205 169H206V168H205ZM11 170H12V169H11ZM25 170L22 169L21 167L19 168V171H20V172H21V171H25ZM32 170H34V168H32ZM35 170H36V169H35ZM40 170H41V169H40ZM50 170H51V169H50ZM71 170H72V169H71ZM104 170H105V169H104ZM131 170H132V169H131ZM145 170H146V169H145ZM145 170H144V171H145ZM42 171H43V170H42ZM79 171H80V170H79ZM81 171H82V173H83V170H81ZM81 171H80V172H81ZM138 171H139V170H138ZM144 171H143V172H144ZM196 171H197V170H196ZM203 171H205V170H203ZM235 171H236V169L233 170V172H235ZM37 172H39V170H37ZM140 172H142V171H140ZM13 173H14V172H13ZM29 173H31V172H29ZM40 173H41V172H40ZM42 173H44V172H42ZM42 173H41V174H42ZM78 173H79V172H78ZM78 173H77V174H78ZM173 173H174V172H173ZM197 173H198V172H197ZM199 173H200V171H199ZM238 173L241 174L242 177H244V178H243L244 182H243V180H242L243 183L248 182V184L245 183V184L247 185V186H245V187H246V193H245V195L242 194L243 196H242V195H241V196H240V195H237L238 193H236V194L233 193V194L236 195L237 200H240L239 202L241 203V205H242L243 208H244V207L246 206V204H247L246 201L250 202V203H249L250 206L253 205V204H254L253 197H256V196L260 195L261 192H258V191H260V187H259L258 185H256L257 183L253 182V180L256 181V179H257V178H256V179L254 178V175H253V177H251L250 175H248L249 173H247V175H246V174H244L245 172H243L241 169L238 171ZM238 173H236V174H238ZM255 173H256V172H255ZM24 174H25V173H24ZM137 174H138V173H137ZM68 175H69V174H68ZM127 175H128V174H127ZM127 175H126V177H127ZM227 175H228V174H227ZM227 175H225V176L227 177ZM44 176H45V175H44ZM50 176H51V175H50ZM69 176H70V175H69ZM128 176H129V175H128ZM147 176H148V175H147ZM151 176H152V175H151ZM229 176H230V175H229ZM231 176H232V175H231ZM241 176H240V177H241ZM14 177H15V176H14ZM74 177H75V174H74ZM202 177H204V175H203ZM205 177H208V176L205 175ZM260 177H261V176H260ZM29 178H30V177H29ZM67 178H68V177H67ZM149 178H150V177H149ZM210 178H212V177H209V179H210ZM217 178H218V177H217ZM222 178H223V176H222ZM224 178H225V177H224ZM227 178H228V177H227ZM229 178H230V177H229ZM229 178H228V180L225 179L226 181L224 180L223 182H224V183L226 182V184H227V181H228V182L231 181V178H232V177H231L230 179H229ZM235 178H236V177H235ZM253 178H254V179H253ZM150 179H151V178H150ZM152 179H153V177H152ZM174 179H175V178H174ZM196 179H198V178H196ZM200 179H201V178L199 177V179H198L199 181H198V182L201 183V182H202V181H201L202 179H201V180H200ZM233 179H234V177H233ZM41 180H42V179H41ZM48 180H49V179H48ZM175 180H176V179H175ZM204 180H205V178L203 179V181H204ZM207 180H208V179H207ZM211 180H213V179H211ZM211 180H210V181H211ZM214 180H215V179H214ZM220 180H223V179H220ZM12 181H14V180H12ZM55 181H56V180H55ZM142 181H143V180H142ZM156 181H157V180H156ZM158 181H159V180H158ZM169 181H170V180H169ZM171 181H172V180H171ZM171 181H170V182H171ZM196 181H197V180H196ZM210 181L208 182V184L210 183ZM216 181H217V180H216ZM233 181H234V180H233ZM10 182H11V181H10ZM15 182H16V181H15ZM15 182H14V183H15ZM53 182H54V181H53ZM84 182H85V181H84ZM143 182H144V181H143ZM149 182H150V181H149ZM149 182H148V183H149ZM161 182H162V181H161ZM167 182H168V181H167ZM170 182H168V184H169ZM174 182H175V181H174ZM242 182H240V183H242ZM259 182H260V181H259ZM44 183H45V182H44ZM72 183H73V182H72ZM77 183H78V182H77ZM148 183H147V184H148ZM204 183H205V182H204ZM212 183H213V181H212ZM233 183H234V182H233ZM237 183H238V182H237ZM254 183H255V184H254ZM74 184H75V183H74ZM99 184H100V183H99ZM149 184H150V183H149ZM171 184H172V182H171ZM174 184H175V183H174ZM188 184H189V183H188ZM197 184H198V183H197ZM202 184H203V182H202ZM231 184H232V181H231ZM231 184H230V185H231ZM234 184H236V182H235ZM234 184H232V186H235ZM260 184H261V183H260ZM260 184H259V185H260ZM23 185H24V184H23ZM33 185H34V184H33ZM59 185H60V184H59ZM77 185H78V184H77ZM84 185H85V184H84ZM198 185H199V184H198ZM198 185H197V186H198ZM237 185H239V184H237ZM243 185H244V184H243ZM261 185H262V184H261ZM13 186H14V185H13ZM46 186H47V185H46ZM147 186H148V185H147ZM171 186H172V185H171ZM171 186H170V187H171ZM188 186H190V185H188ZM194 186H196V185H194ZM204 186H206V185H204ZM207 186H208V185H207ZM210 186H211V183H210ZM210 186H209V187H210ZM240 186H242V185H240ZM240 186H239V187H240ZM25 187H27V186H25ZM100 187H101V186H100ZM157 187H158V186H157ZM170 187L168 186L167 188L169 189ZM202 187H203V186H202ZM202 187H201V189H204V188H202ZM226 187H228V185H227ZM236 187H237V186H236ZM261 187H262V186H261ZM20 188H21V187H20ZM20 188H19V189H20ZM34 188H35V187H34ZM38 188H39V187H38ZM89 188H90V187H89ZM151 188H152V187H151ZM171 188H172V187H171ZM184 188H185V187H184ZM186 188H187V187H186ZM195 188H196V187H195ZM198 188H199V187H198ZM234 188H235V187H234ZM262 188H264V187H262ZM19 189H18V190H19ZM111 189H112V188H111ZM146 189H147V188H146ZM199 189H200V188H199ZM122 190H123V189H122ZM122 190H121V191H122ZM16 191H17V190H16ZM43 191H44V190H43ZM109 191H111L110 188H109ZM146 191H147V190H146ZM163 191H164V190H163ZM180 191H181V190H180ZM182 191H183V190H182ZM184 191H185V190H184ZM233 191H234V189H233ZM235 191H236V189H235ZM261 191H262V189H261ZM263 191H264V190H263ZM17 192H18V191H17ZM21 192H22V191H21ZM45 192H46V191H45ZM72 192H73V191H72ZM72 192H71V193H72ZM74 192H76V191H74ZM74 192H73V193H74ZM148 192H149V190H148ZM154 192H156V191H154ZM164 192H166V190H165ZM41 193H42V191H41ZM41 193H40V194L37 193V194H38V195H41ZM61 193H62V192H61ZM83 193H84V192H83ZM185 193H186V192H185ZM18 194H19V193H18ZM26 194H27V193H26ZM44 194H45V193H44ZM65 194H66V193H65ZM67 194H68V193H67ZM80 194H81V193H80ZM143 194H144V193H143ZM23 195H24V194H23ZM27 195H28V194H27ZM250 195H251V196H250ZM30 196H31V195H30ZM41 196H42V195H41ZM61 196H62V194H61ZM67 196H68V195H67ZM165 196H166V195H165ZM233 196H234V195H232V197H233ZM31 197H32V196H31ZM31 197H30V198H31ZM79 197H80V196H79ZM234 197H235V196H234ZM13 198H14V200H16V199H15L16 196L13 197ZM18 198H19V197H18ZM35 198H36V195H35ZM73 198H74V197H73ZM73 198H72V200H73ZM87 198H88V197H87ZM36 199H37V198H36ZM78 199H79V198H78ZM91 199H92V198H91ZM95 199H96V198H95ZM168 199H169V198H168ZM9 200H10V199H9ZM68 200H70V198H69ZM191 200H192V199H191ZM35 201H36V200H35ZM51 201H52V200H51ZM209 201H210V200H209ZM209 201H208V202H209ZM0 202H1V201H0ZM15 202H16V201H15ZM70 202H71V201H70ZM72 202H73V201H72ZM72 202H71V203H72ZM206 202H207V201H206ZM239 202L237 201V203H238L239 206H240V203H239ZM259 202H260V203H259ZM259 202L255 203V209H254L255 214H254V219H253V220H256L259 216L264 215V197H263ZM47 203H48V202H47ZM74 203H75V202H74ZM77 203H78V202H77ZM155 203H156V202H155ZM198 203H199V202H198ZM20 204H21V203H20ZM83 204H84V203H82V205H83ZM54 205H55V204H54ZM56 205H57V204H56ZM56 205H55V206H56ZM72 205H73V204H72ZM79 205H80V204H79ZM147 205H149V204H147ZM151 205H153V204H151ZM15 206H16V205H15ZM17 206H18V205H17ZM83 206H84V205H83ZM85 206H87V205H85ZM85 206H84V207H85ZM149 206H150V205H149ZM154 206H155V205H154ZM19 207H20V206H19ZM84 207H83V208H84ZM87 207H88V206H87ZM152 207H153V206H152ZM155 207H156V206H155ZM21 208H22V207H21ZM21 208H20V209H21ZM73 208H74V207H73ZM73 208H72V209H73ZM144 208H145V206H144ZM149 208H150V207H148V209L145 210L146 213H147V212H150V211L153 209V208H152V209L150 208V210H149ZM230 208L232 209V207H230ZM246 208H247V206H246ZM15 209H16V208H15ZM23 209H24V208H23ZM105 209H106V208H105ZM18 210H19V209H18ZM85 210H87V209H85ZM106 210H107V209H106ZM106 210H105V211H106ZM108 210H109V209H108ZM147 210H149V211H147ZM158 210H159V209H158ZM15 211H16V210H15ZM21 211H22V210H21ZM83 211H84V210H83ZM232 211H234V210H232ZM235 211H237V209H236ZM72 212H73V210H72ZM238 212H239V211H238ZM249 212H250V211H249ZM249 212H248V213H249ZM94 213H95V212H94ZM103 213H104V212H103ZM232 213H233V212H232ZM232 213H231V214H232ZM236 213H237V212H236ZM240 213H241V212H240ZM248 213H247V214H248ZM26 214H27V213H26ZM95 214H96V213H95ZM207 214H208V213H207ZM214 214H215V213H214ZM234 214H235V213H233L232 215H234ZM12 215H13V214H12ZM16 215H17V214H16ZM74 215H75V213H74ZM93 215H94V214H93ZM239 215H242V214H239ZM250 215H251V214L249 213L248 215H244V217H245V216H250ZM20 216H21V215H20ZM96 216H97V215H96ZM172 216H173V215H172ZM237 217H238V216H237ZM240 217H241V216H240ZM4 218H5V217H4ZM78 218H79V217H78ZM87 218H88V217H87ZM87 218H86V219H87ZM232 218H233V217H232ZM234 218H235V215H234ZM245 218H247V217H245ZM261 218H262V217H261ZM29 220H30V219H29ZM233 220H234V219H233ZM25 221H26V219H25ZM27 221H28V220H27ZM30 221H31V220H30ZM260 221H261V220H260ZM91 222H92V221H91ZM96 222H97V221H96ZM251 222H252V221H251ZM253 222H254V221H253ZM262 222H264V221H262ZM23 223H24V222H23ZM94 223H95V222H94ZM99 223H100V222H99ZM166 223H167V222H166ZM239 223H241V222H239ZM242 223H243V222H242ZM244 223H245V222H244ZM87 224H88V223H87ZM92 224H93V222H92ZM163 224H164V223H163ZM232 224H233V223H232ZM235 224H236V223H235ZM254 225H255V224L253 223V227H254ZM256 225H257V224H256ZM15 226H16V224H15ZM17 226H18V225H17ZM20 226H21V225H20ZM98 226H99V225H98ZM240 226H241V225H240ZM242 226H243V225H242ZM251 226H252V224H251ZM18 227H19V226H18ZM21 227H22V226H21ZM165 227H166V226H165ZM211 227H212V226H211ZM248 227H249V225H248ZM9 228H10V227H9ZM15 228H16V227H15ZM15 228H14V229H15ZM170 228H171V227H170ZM238 228H239V227H238ZM64 229H65V228H64ZM92 229H93V228H91L90 231H92ZM207 229H208V228H207ZM240 229H241V228H240ZM242 229H243V228H242ZM251 229H252V228H251ZM255 229H256V230H255ZM84 230H85V229H84ZM100 230H101V226H100ZM213 230H214V229H213ZM253 230H255V232L253 231V232H254V236H252L251 239H255V240L257 239V240H256V243H253L252 241H251L252 243L247 242V241H244V242H246L245 245L242 244V243H241V244H237L238 249H240V250L243 251V254H244V256L247 258V260H248V259H249V260H250V259L252 260V258H254V257H255L254 259H256L257 257H259V258L261 257V258H262V256L264 255V224H261L259 227L254 228ZM104 231H105V230H104ZM240 231H241V230H240ZM10 232H11V231H10ZM19 232H20V231H19ZM19 232H18V233H19ZM83 232H85V231H83ZM106 232H107V231H106ZM174 232H175V231H174ZM247 232H248V231H247ZM89 233H91V232H89ZM96 233H97V231H96ZM236 233H237V232H236ZM241 233H242V232H241ZM248 233H249V232H248ZM7 234H8V231H7ZM105 234H106V233H105ZM107 234H108V233H107ZM135 234H136V233H135ZM25 235H26V234H25ZM90 235H91V234H90ZM102 235H103V234H102ZM120 235H121V234H120ZM122 235H123V234H122ZM9 236H10V235H9ZM16 236H17V234H16ZM105 236H106V235H105ZM110 236H111V235H110ZM135 236H136V235H135ZM135 236H134V237H135ZM233 236H234V235H233ZM88 237H89V236H88ZM236 237H237V239H238V236H236ZM46 238H47V237H46ZM48 238H49V236H48ZM89 238H91V237H89ZM109 238H110V237H109ZM239 238H240V237H239ZM17 239H18V238H17ZM94 239H95V237H94ZM107 239H108V238H107ZM116 239H117V238H116ZM118 239H119V238H118ZM118 239H117V240H118ZM232 239H233V238H232ZM235 239H236V238H235ZM237 239H236V240H237ZM243 239H244V238H243ZM18 240H19V239H18ZM85 240H86V239H85ZM92 240H93V239H92ZM101 240H102V239H101ZM117 240H116V242H117ZM131 240H132V239H131ZM152 240H153V239H152ZM179 240H180V239H179ZM236 240H234V241H236ZM239 240H240V239H239ZM247 240H248V239H247ZM48 241H49V240H48ZM48 241H47V242H48ZM95 241H96V240H95ZM112 241H115V240L112 239ZM126 241H127V240H126ZM153 241H154V240H153ZM253 241H254V240H253ZM15 242H16V241H15ZM17 242H18V241H17ZM50 242H51V241H50ZM50 242H49V243H50ZM52 242H53V241H52ZM102 242H103V241H102ZM123 242H124V241H123ZM154 242H155V241H154ZM237 242H239V241H237ZM237 242H236V243H237ZM4 243H5V242H4ZM110 243H111V242H110ZM113 243H114V242H113ZM231 243L234 244V246H235V242L233 243V242L231 241ZM239 243H240V242H239ZM79 244H80V243H79ZM101 244H102V243H101ZM117 244L119 245V243H117ZM159 244H160V243H159ZM232 244H231V245H232ZM11 245H12V244H11ZM11 245H10V246H11ZM24 245H25V244H24ZM41 245H42V244H41ZM52 245H54V244H52ZM86 245H87V244H86ZM93 245H94V244H93ZM95 245H96V244H95ZM104 245H105V243H104ZM115 245H116V243H115ZM125 245H126V244H125ZM132 245H133V244H132ZM154 245H155V244H154ZM154 245H153V246L151 245V246L154 247ZM13 246H14V245H13ZM16 246H19V243H18V245H16ZM21 246H22V245H21ZM49 246H50V245H49ZM102 246H103V245H102ZM159 246H160V245H159ZM219 246H221V245H219ZM55 247H56V246H55ZM133 247H134V246H133ZM156 247H157V246H156ZM164 247H165V246H164ZM164 247L162 246L161 248H164ZM15 248H16V247H15ZM50 248H51V247H50ZM57 248H58V247H57ZM158 248H159V247H158ZM170 248H172V247H170ZM215 248H216V247H215ZM227 248H228V247H227ZM227 248H226V249H227ZM231 248H232V247H231ZM40 249H41V248H40ZM93 249H94V248H93ZM164 249H165V248H164ZM220 249H221V248H220ZM8 250H9V249H8ZM161 250H163V249H161ZM161 250H160V251H161ZM171 250H172V249H171ZM215 250H216V249H215ZM223 250H224V249H223ZM232 250H233V249H232ZM232 250H231V251H232ZM114 251H115V249H114ZM114 251H113V252H114ZM133 251H134V250H133ZM168 251H169V250H168ZM176 251H177V250H175V252H176ZM220 251H221V250H220ZM224 251H225V250H224ZM7 252H8V251H7ZM38 252H39V251H37L36 253H38ZM74 252H75V251H74ZM103 252H104V251H103ZM116 252H117V250H116ZM116 252H115V253H116ZM157 252H158V251H157ZM172 252H174V251H172ZM178 252H179V251H178ZM178 252H177V253H178ZM182 252L184 253V251H182ZM225 252H227V251H225ZM228 252H230V251H228ZM228 252H227V253H224V252H223V253H224V255H223L224 258H225V257H228V256L230 255V254H228ZM40 253H41V252H40ZM79 253H80V251H79ZM79 253H78V254H79ZM124 253H125V252H124ZM131 253H132V252H131ZM163 253H164V252H163ZM177 253H176V254H177ZM186 253H187V250H186ZM34 254H35V253H34ZM38 254H39V253H38ZM83 254H84V253H83ZM97 254H98V253H97ZM100 254H101V253H100ZM132 254H133V253H132ZM137 254H139V252H138ZM137 254H136V256H137ZM157 254H158V253H157ZM161 254H162V253H161ZM243 254H242V255H243ZM35 255H36V254H35ZM109 255H110V253H109ZM118 255H119V254H118ZM177 255H179V254H177ZM192 255H193V254H192ZM219 255H221V254H219ZM39 256H41V255H39ZM64 256H65V255H64ZM75 256H76V255H75ZM102 256H103V255H102ZM124 256H125V255H124ZM128 256H129V255H128ZM160 256H162V255H160ZM36 257H37V256H36ZM65 257H66V256H65ZM84 257H85V256H84ZM111 257H112V256H111ZM113 257H115V256H113ZM126 257H127V256H126ZM179 257H180V256H179ZM184 257H185V256H184ZM220 257H222V256H220ZM220 257H218V258H220ZM103 258H104V257H103ZM118 258H119V257L113 259V261L116 262V260H117L118 262H120V264H138L137 261H133L134 259L132 260V258H129V257L127 258V260H126L125 258L120 259L121 257H120L119 259H118ZM181 258H182V257H181ZM192 258H193V257H192ZM224 258H223V259H224ZM239 258H240V257H239ZM6 259H7V258H6ZM6 259H5V260H6ZM136 259H137V258H136ZM153 259H154V258H153ZM227 259H228V258H227ZM240 259H241V258H240ZM257 259H258V258H257ZM38 260H39V259H38ZM40 260H41V259H40ZM140 260H141V259H140ZM145 260H146V259H145ZM147 260H149V259H147ZM160 260H161V259H160ZM182 260H183V259H182ZM191 260H192V259H191ZM236 260H237V259H236ZM249 260H248V261H249ZM259 260H260V259H259ZM41 261H42V260H41ZM52 261H53V260H52ZM81 261H82V260H81ZM105 261H106V259H105ZM105 261H103V262H105ZM151 261H152V260H151ZM151 261L149 260V262H151ZM188 261H190V260H188ZM253 261H254V260H253ZM34 262H35V261H34ZM34 262H33V263H34ZM37 262H38V261H37ZM55 262H56V264H57V261H55ZM55 262H54V263H55ZM149 262H148V263H149ZM159 262H160V261H159ZM192 262H193V261H192ZM225 262H226V261H225ZM254 262H256V260H255ZM261 262H262V261H261ZM261 262H260V263H261ZM39 263H40V262H39ZM44 263H45V262H44ZM84 263H85V262H84ZM145 263H146V262H145ZM148 263H147V264H148ZM157 263H158V262H157ZM217 263H218V261H217ZM226 263H229V262H226ZM242 263H243V262H242ZM260 263H259V264H260ZM40 264H42V263H40ZM74 264H75V263H74ZM105 264H106V263H105ZM152 264H153V263H152ZM166 264H167V263H166ZM224 264H225V263H224ZM235 264H236V261H235ZM238 264H239V262H238ZM243 264H244V263H243ZM246 264H247V263H246ZM251 264H252V262H251ZM261 264H262V263H261ZM263 264H264V262H263Z\"/></svg>", "mask_w": 264, "mask_h": 264}]
</instances>
